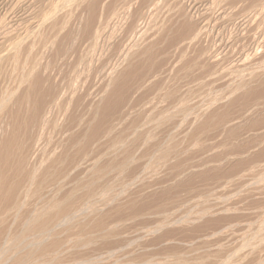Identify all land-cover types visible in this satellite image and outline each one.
Returning a JSON list of instances; mask_svg holds the SVG:
<instances>
[{
	"label": "rangeland",
	"instance_id": "1",
	"mask_svg": "<svg viewBox=\"0 0 264 264\" xmlns=\"http://www.w3.org/2000/svg\"><path fill=\"white\" fill-rule=\"evenodd\" d=\"M34 0H0V20L2 19V21H0V25L2 26L3 25V28L2 27H0V40L3 42V44L0 42V47H1V44H2V46H5V44L4 43H6V42H8V44H6V46L5 47H1L2 48V50H1V48H0V53H2L4 56H1L2 54H0V71L2 70H4L5 72H3L2 73V71L0 72V89L1 90H3V89H12V88H14L13 86H15L16 84H18V80H19V78H20V74L21 73H19L20 71H21V67L23 66V62H24V65L25 66H30V64H32L33 62H34V64H36V65H34V67H36L35 69H37V72H38V74H37V72L35 71V73H36V75H38L39 77V81L41 80L40 79V76H41V78H42V80H43V78L45 79V80H43L42 81V84H41V81L39 82L40 84H41V88L45 85L46 87L47 86H49V84H50V82L52 83V85L53 86H66V84L69 82V77H71L70 76V72H73V77H71L72 79L73 78H76V76H77V78L76 79H73L72 80V84H76V88H77V92H78V90H79V92L78 93H76V90H73V88L75 89V86H73L72 85V87H71V89L74 91V95L75 96H77V94L79 95V100H78V98L77 97H75L74 96V98H77V99H73L72 100V102L74 103H70V104H73V106L72 107H69L70 106V104H69V106L67 105V109H69V110H67L66 109V107L64 106V107H62L63 109H59L58 110V108H55V109H53L54 111L53 112H55V113H59V114H61L62 116H61V118H60V115L58 114H56L58 117H59V119L57 118V116L55 115V113H53V115H55V119L56 120H58V121H56L57 123H56V125H57V128H59V129H61V128H64V129H61L59 132H58V130L59 129H57L56 128V130L57 131H51V132H48V130H46L45 131V137H48V139H46L45 140V137H44V140L45 141H47V140H49L50 139V141H51V144H52V142H53V144H54V142H57L58 140L59 141H64V140H66L69 136H73L74 134L77 136V138H80L81 140H82V138H84V139H86L84 136L87 134V136L86 137H89L91 134H93L92 133V131L94 130V128H95V130L93 131V132H95L96 130H100L101 132L102 131H104V129L105 130H110V132L108 133V135H107V137H108V139H106V140H108V142H106V140L104 139V140H102V142L100 143V145L102 144H104V142H105V144L103 145L104 147H106V146H110L109 144L110 143H112L113 141H116V140H123V139H125V138H127L128 140H129V138H130V136H129V133L131 132V130H132V128H133V125H135V122L134 121H136V124L138 125V126H141L142 125V123H143V121H145L144 119L145 118H147V117H145V116H149L148 115V113L150 114V109L151 108H148V106L149 107H151V105L149 104V103H151L152 104V102H149L150 101V99H152L151 101H153L154 100V102H155V104L153 103L152 105H156V107L158 108H156L157 110H155V111H153L154 112V114L155 113H157V114H155V117H156V119H159L160 118V113H162L163 111H168L169 110V112L170 113H174V115L177 117V118H179V120H180V122L178 121V119L174 116V119H170V120H168V121H166L165 123H163L162 124V126H161V124L159 125V126H157V127H149L150 125H152V123H150L148 126H146L145 127V129H143V130H145V132H143L142 134L143 135H137V141L136 142H133L134 144H136V147L137 148H135L134 147V144L132 143V145H130L131 144V142H130V140L128 141L127 140V145L130 147H128V149H129V151L131 152H129L128 151V149H126V153H128L129 152V155L130 156H132V155H134L135 156V154H136V157L134 158V156H133V158L134 159H136L135 160V162L133 161L132 163H136V162H138V163H136L135 165L134 164H132V163H130V164H132V165H130V164H128L129 165V169L127 170V168H128V165H125V171H124V166H122L123 165V162H122V160H121V162H120V160L119 159H121L124 155H122V154H118V156L116 155L115 156V158H111V157H113V156H111V157H109V158H107V161H106V159L105 160H103V161H101L100 163H99V166H103V167H106V169H108V170H106V171H109V172H111V174L109 173V172H106L107 174H108V176L109 177H111V178H106V176L105 177H103V176H99L101 173H99V175H98V173H96L97 174V176L96 177H98L99 178V181H97V183H103V184H101L102 186H103V189H102V186H100V184H98V186H97V184H94V185H96V186H93L92 187V189H94V190H97V191H95V192H97V197L96 198H99V199H101L100 197H98V193L100 192V190H104V188H105V193H106V196H107V198H105L104 197V200H107L108 199V201L109 200H111L112 198H113V195H115L114 197H117V198H115L113 201H115V202H117V200H119V198L120 197H122V198H120V200L117 202V203H115L114 205H111V204H113L114 202L113 201H110V203L109 202H107V203H109V206L108 205H105V207L103 206V205H100L101 203V201L102 200H99L98 199V201H97V199L94 197V195L93 194H95V196H96V193L94 192V190L93 191H91V199H93V201L92 200H86V199H88V198H86V196H85V194H86V191H82V192H84V193H82V196H81V198H79L80 197V195H81V190L79 191V190H75L73 193L75 194L76 192H77V195L79 194V196H77L76 194H75V196L77 197H75L76 199H74V197H73V199L75 200L74 201V203L75 204H77V206H78V200L80 199V200H82L83 202H85V203H90L91 202V205H96V201H97V203H99L98 205L99 206H101V207H98V205H96L97 207H98V210L96 211L97 213H94L95 215H98V214H101L102 213V211L100 210V209H104V214H108L107 216L109 217V214H111L110 215V217L111 218H113L112 217V215L114 214L115 215V213L117 212L118 214H119V216L120 217H122V215H123V219L125 220L126 219V222H127V224H126V222L125 221H123V222H125L123 225V227L124 228H122V236L120 235V240H121V242H120V244L117 246L116 245V247H114L113 246V250L111 249H102L103 250V252L102 251H96L97 250V248H94L95 250H93V249H90V250H93L95 253L93 254V251H92V256L93 257H95L94 255H96V257L97 256H101L102 258H94V264H130V259L132 258V259H134L135 258V255H137V253L139 252V250H140V240H139V238H137L138 236H139V234L137 233L140 229L142 230H144V228L146 227V226H149V227H151V225H152V223H153V225L152 226H154L155 224V222H156V220H158V221H160V219L162 220V219H167V217L168 218H171L172 216V218L171 219H168V220H177V221H175V222H173V220L171 221V224H170V229H171V227H174L173 228V230L175 231L176 230V228H177V230H176V232L178 231V235H179V230H181V229H183V231L181 232L182 234H185V233H183V232H186V229L185 228H188L189 229V231H190V229L192 228V229H194V227L196 226V224H198V227H204V225H207L208 224V226H205L204 228L202 227V230L203 231H205V233L207 232V230H208V232H210L209 231V229L210 228H212V229H214V230H216V232H218L219 233V236H218V242H219V244H220V252H219V256L220 255H224V257H225V255H226V253H227V255L228 254H231L232 256H234V263L236 264V263H242V259L241 258H243V256H244V254H242V253H245V256L247 255L248 257H249V255H250V259L248 260V258H247V256L245 257V259L243 260L244 261V263L243 264H264V245H262V244H264V240L262 241V240H258L257 241V239L254 237L255 236V234L254 233H258V232H260V230L258 229V228H260V226H261V223H263V221H264V215H263V213H264V188H263V184H264V177H261L260 175L262 174V173H260L261 171H263L264 172V159H262V157L260 158V157H258L259 155H261V153H263L264 151V136H261V135H263V132L264 131H262V129H264V81H262V79H264V74L263 75H260L258 78H257V80H255V81H253L249 86L250 87H247L246 89H241V90H239L238 92H236L229 100H221L220 102H219V106L217 107V105H215L216 107H214L215 108V112H214V108L212 107L211 109H212V111H213V113L212 112H210L211 111V109L208 111V112H206L205 114L206 115H204V120H201V124H200V126L201 127H199V125L196 127L195 126V128L196 129H194V127H191V128H189V127H187V128H189V129H186V131H185V124H183V122H181L182 120H183V118L185 119V117H186V119L188 120V121H192L193 120V118L195 117L194 115H196V113L198 112H201L202 110L204 111L209 105H210V103L211 102H213L214 101V99L215 98H217V97H220L222 94H226L225 92H227L228 91V89H230L231 88V86H233L235 83H236V80H237V78H238V80L240 79V78H243V77H245V75H248V76H246L245 77V79L248 77H250V75L253 73V72H255V73H263V71H264V67H261V66H264V43H263V41H264V25H263V27H262V24H264L263 23V21L264 20H261L262 18H264V15L262 16V14H264V12L262 13L261 11H264V7L262 8V10H261V6L262 5H264V4H262V5H260V7H258L257 6V8L256 7H252V6H249L250 4H249V0H248V4H247V0H242V1H236V0H232V1H230V0H226V2H224L225 0H219V1H217V0H177V3H176V0H175V2H174V0L172 1V0H170V2L172 1V3L170 4V2L169 3H167L169 0H166V2H165V4H164V6H162L161 7V5H162V3L160 2V1H162V0H156V1H159V2H155V0H153L154 1V3H157V5H159L158 6V8H157V5L155 4L154 6H152L154 3H152L151 5H150V0H146L147 2H145V0H139V2H140V7H138L137 8V6H139V3H137V1L138 0H135V2H134V4H135V7H134V4H133V7H132V5H130L131 4V1L133 2V0H130V4L128 5V1L129 0H122L123 1V4H122V2H121V0H119L120 2H121V5H122V7H123V5H125L123 8H126L128 11H126V10H123V8H120L121 6L118 4V3H120L118 0H117V2L115 3L114 2V0L112 1V0H110V1H112L113 3L112 4H114V5H112V7H113V11L114 12H116L117 13V15H116V19L114 18V21H113V18L111 19L112 20V22L109 20V23L107 24V25H105L107 22H108V20H104L105 18H106V16H107V12H108V10H109V8L111 9L112 7L111 6H109L110 5V3L111 2H109L108 0V2H109V5H108V2L106 1V0H100L98 3H96L95 5H94V7H93V10H89V7H88V5L86 4V3H81V4H83V6L81 7L80 5V8H79V6H78V4H77V6H75V7H77V8H79L78 9V11H77V9L76 10H74V11H72V9H74V5H72V6H65V8L63 7V8H61V6L58 8V10L56 11V17H58L57 18V22H58V26L60 27V29H59V31L61 32V33H58V32H56L55 33V35H58V41H57V38L56 37H54L55 35H53L52 34V30L49 28V26L48 25H44L43 27H44V29H43V27H42V29H41V27L40 26H38V23H39V21L41 20V18H42V14L43 13H46V12H48V10L49 9H51L50 7H52L53 6V4L54 5H58L60 2H61V0H45V2H43L42 0H35L36 2H33ZM103 1V2H102ZM116 1V0H115ZM153 1H151V2H153ZM185 1V2H184ZM199 1V2H198ZM245 1V2H244ZM46 2H48V3H46ZM49 2H50V4H49ZM53 2V3H52ZM101 2H102V4H101ZM106 2V3H105ZM125 2H127V3H125ZM141 2H142V4H141ZM182 2V3H181ZM198 2V3H197ZM210 2V3H209ZM212 2V3H211ZM216 2V3H215ZM219 2H221V3H219ZM35 3V4H34ZM37 3V4H36ZM42 3V4H41ZM105 3V4H104ZM138 5H137V4ZM146 3V4H145ZM159 3V4H158ZM166 3H167V5L168 4H170V7H171V5H172V9L171 8H169L168 6L166 7ZM176 3V4H175ZM179 3H181V4H179ZM183 3H184V5H183ZM195 3H197V4H195ZM201 3V4H200ZM208 3H209V6H206V5H208ZM214 3H215V5H214ZM217 3H218V5H217ZM223 3V4H222ZM226 3H228L227 5H226ZM244 3H246L249 7H248V9L246 8V9H242V8H245V7H247ZM34 4V5H33ZM41 4V5H40ZM49 4L50 6L48 7L47 5ZM86 4V5H85ZM116 4H117V10H115L116 9V7H114V6H116ZM178 4V5H177ZM202 4H203V6L205 7V9H204V7L202 6ZM204 4H206V5H204ZM219 4H221V6L219 7ZM38 5V6H37ZM44 5L45 6H47V8L46 7H44ZM101 5H102V7L103 8H101ZM127 5H128V7H127ZM137 5V6H136ZM145 5V7H146V5H147V9H146V11H145V8H143V6ZM150 5V7H148ZM179 5H181V6H179ZM198 5V6H197ZM212 5H214V7L212 6ZM224 5V6H223ZM12 6V7H11ZM39 6H41V8H39ZM119 6V7H118ZM142 6V7H141ZM152 6V7H151ZM174 6H178V7H181L180 9H182V11L183 12H185V13H183L182 11V14H184V15H181V16H183V17H181L180 16V13H179V8H176V11H172V10H174ZM210 6H212V7H210ZM217 6V7H216ZM244 6V7H243ZM9 7V8H8ZM33 7V8H32ZM35 7V8H34ZM36 7H38L37 9H39L38 11L40 12V13H42V14H40L38 11H36L37 9H36ZM73 7V8H72ZM97 7H99V8H97ZM153 7H155V10H153L154 8ZM196 7H197V9H196ZM18 8V9H17ZM42 8H44V10H45V12H44V10H41ZM61 8V11L59 12V9ZM70 8H72V9H70ZM96 8V9H95ZM130 8H132L131 10H129ZM142 8V9H141ZM151 10H150V9ZM164 9V11H163V9ZM165 8L167 9V11H165ZM193 8V9H192ZM195 8V9H194ZM210 8V9H209ZM214 10V11H212V9ZM215 8V9H214ZM219 8V9H218ZM249 8H251L250 10H249ZM252 8H253V10H252ZM258 8H260V9H258ZM36 9V10H35ZM84 10V11H82L83 13H85L86 12V10H87V14L85 13V16H84V14L81 12V10ZM102 9V11H103V13H101L100 12V10ZM118 9H120V11L118 10ZM121 9H122V11H121ZM140 9H141V11H140ZM144 9V10H143ZM157 9H159L158 11H160V12H158L157 11ZM178 9V10H177ZM192 9V10H191ZM222 9V10H221ZM257 9H258V12H257ZM95 10H97L96 12H95ZM98 10H99V12H98ZM135 10V11H134ZM140 12H139V11ZM153 10V11H152ZM197 10V11H196ZM209 10V11H208ZM218 10V11H217ZM221 10V11H220ZM246 10V11H245ZM252 10V11H251ZM67 11V12H66ZM130 11H131V13L133 12V13H136V15L135 14H133L134 16H136V17H134L131 13H130ZM138 11V12H137ZM155 11V12H154ZM172 11V13H170ZM64 12V13H63ZM78 12H79V14H78ZM81 12V13H80ZM149 12V13H148ZM151 12H153V13H151ZM158 12V13H157ZM176 14H175V13ZM207 12H209V14L207 13ZM211 12V13H210ZM252 12V13H251ZM4 13H6V14H4ZM39 14V15H36V14ZM60 13H62V14H60ZM74 13H75V15H74ZM91 13L95 16L94 18L95 19H97L98 17L100 18V20L99 19H97V21L93 18V21H92V23H90L91 24V26H89L90 27V29H96V28H99V25H97V24H100V22H101V20L103 21L104 20V22H102L101 24V26H100V30L102 31V34H101V37L102 38H105V39H102V38H100L99 39V37L97 36V38L100 40H98L97 38H95V40H98V42L96 41L95 42V40L88 34V32L90 31L89 30V28L87 27V29H88V32H87V29H86V26L88 25V23L91 21L90 19H89V17H91ZM131 15V16H129V14ZM142 13H147L149 16H150V18L148 17V15L146 14H144L143 16V18L144 19H146V25H145V23H144V21H141V23L142 24H144L143 26H140V25H142V24H140V21H139V17L141 16V18H140V20H143V18H142V14L140 15V14ZM151 13V14H150ZM160 13V14H159ZM177 13H179V14H177ZM223 13V14H222ZM258 13L260 14V17H258V20H260V21H257V16H259L258 15ZM262 13V14H261ZM33 14V15H32ZM67 14H68V16H67ZM78 14V15H77ZM82 14V16L80 17L79 15H81ZM98 14V15H97ZM140 16H139V15ZM159 14V15H158ZM163 16H162V15ZM168 14H172V15H174V16H176V21H175V19H174V17H173V22L174 23H176V22H178V24L176 23V24H174L171 20H172V17L170 16V15H168ZM221 14V15H220ZM245 14V15H244ZM257 14V15H256ZM31 17V19H30V17ZM34 15H36L37 16V20H34V19H36V16L34 17ZM90 15V16H89ZM98 17H97V16ZM100 15H102V17L100 16ZM153 16V18H152V16ZM154 15H156L155 17H158L157 19L154 17ZM158 15V16H157ZM160 15L162 16V20H161V17H160ZM33 16V17H32ZM74 16H77L78 18L76 19V18H74ZM86 17L87 16V18H84V17ZM168 16H169V18H168ZM185 16V17H184ZM197 16V17H196ZM220 16V17H219ZM227 16H229V17H232L233 19H230L229 17H227ZM41 17V18H40ZM103 17H105V18H103ZM134 17V18H133ZM171 17V18H170ZM177 17H180V18H177ZM192 17V18H191ZM226 18L227 17V19H223V20H221V18ZM249 17H251L250 19H248ZM262 17V18H261ZM61 18V19H60ZM62 18H64V19H62ZM80 18H83V19H85V20H83V19H80ZM102 18V19H101ZM156 19V20H152V19ZM184 18L185 20V22H187V24L188 25H191L193 28L195 27V29L197 30V29H199V32H200V36L203 34V33H205L206 32V34H203L202 35V37H200V40L203 42V40L205 41L204 43V47H202L203 46V43L200 41V40H198V42H196V43H192L194 46H195V48L193 49V50H191L190 51V48L192 49L194 46H192L191 47V45L192 44H190L189 46H188V48H186L187 50V53L185 52V53H183L182 52V56H183V54H185L186 56H187V60H186V56L184 57V61L182 60L181 62H183V63H190L189 61H192V60H194V58L193 57H196L197 56V53L199 54L200 52H202V54H205L206 55V57H204L203 55H198V58H201L200 60L201 61H199V59H198V61H199V63H201L202 61L205 63L204 65H202L203 63H201V64H198V65H200V66H198L197 68H200V69H197L196 67H193V65L192 66H190V68H188V70H185V73H186V71H188L187 73L189 74L190 72H189V69H190V71H191V74H189V75H187V73H186V75L184 74V72H182L181 71V68H179V66L182 64H180L179 66H178V61L180 60V58L182 57V56H180L181 55V52H179L180 51V49L179 48H177L179 45H173V41H176L175 39L176 38H178L179 37V35H180V29H181V27L180 26H182V23H183V25H187V24H185L184 22H183V20L182 19ZM203 18H205V19H203ZM229 18V19H228ZM256 18V19H255ZM26 19V20H25ZM27 19H29V20H27ZM33 19V20H32ZM58 19H59V21H58ZM87 19V20H86ZM123 20V22H122V20ZM127 19V20H126ZM138 19V20H137ZM152 20V22H150L151 20ZM179 19H181L180 20V22H179ZM196 21H195V20ZM200 19V20H199ZM216 19V20H215ZM247 19H248V21H247ZM253 19H254V21H255V23H254V21H253ZM9 20H11V21H9ZM60 20H62V21H64L65 20V22L66 23H62V21H60ZM77 20H78V22H77ZM83 22H82V21ZM117 20V21H116ZM119 20H121V21H119ZM125 20V21H124ZM133 20H135V24L134 25H136V28H135V26L132 24V23H134V21ZM168 20H169V22H168ZM191 20H193V21H191ZM198 20V21H197ZM203 20V21H202ZM229 22H228V21ZM238 20V21H237ZM28 21H29V23H30V21H34V23H28ZM37 22V24H36V22ZM84 21H87V22H84ZM100 21V22H99ZM149 21V22H148ZM155 21V22H154ZM157 21H162L161 23H158ZM170 21H171V24H170ZM200 21V22H199ZM223 21H225V22H223ZM245 22V23H243V22ZM250 21H252V23L254 24H252ZM2 22V23H1ZM61 24H60V23ZM81 22L83 23V25H81ZM94 22H95V24H94ZM97 22V23H96ZM99 22V23H98ZM114 22V23H113ZM116 22H119V23H116ZM138 22V23H137ZM148 22V23H147ZM193 22V23H192ZM239 22H241L242 24H240ZM258 22V23H257ZM259 22H260V24H259ZM73 23V25L74 26H72L71 24ZM85 23V24H84ZM105 23V24H104ZM150 23L151 24H155V25H153L154 26V28L155 27H162L163 28V26L165 27V25H166V27H165V30L164 31H166L167 33H165L164 34V37H163V35H161V33H160V35L162 36V38L160 37V36H158V38L156 37V39H154V40H152L151 38H148V35L150 34L151 36H152V34H154L155 33V31L158 33V27L157 28H155V30H153L152 31V29H154V28H152L151 26H149L150 25ZM156 23H158V25L156 24ZM165 23V24H164ZM176 26V28H177V30L175 31V26H173V24ZM195 23H198L197 25L195 24ZM215 23V24H214ZM223 23H225V24H223ZM239 23V24H238ZM253 25L252 27L250 26L251 24ZM11 24V25H10ZM17 24V25H16ZM27 24H29V25H27ZM65 24H68L67 25V27H66V25L64 26ZM75 24H76V26H75ZM109 24L110 25H112V26H109ZM115 24V26H113ZM118 24V25H117ZM124 24V25H123ZM127 24V25H126ZM131 24H132V26H131ZM147 24H149V25H147ZM162 24V25H161ZM205 24V25H204ZM255 24H257V25H255ZM21 25V26H20ZM34 25H37L36 27L34 26ZM78 25V26H77ZM137 25H139L140 27H138ZM160 25V26H159ZM170 25L173 27H171L170 29H169V27H170ZM194 25V26H193ZM198 26L197 28H196V26ZM204 25V26H203ZM206 25H207V27H206ZM230 25V26H229ZM236 25V26H235ZM238 25V26H237ZM241 25V26H240ZM245 25H247V26H245ZM30 26V27H29ZM34 26V27H33ZM69 26V27H68ZM104 26H106L108 29H106V27L104 28ZM147 26V27H146ZM240 26V27H239ZM246 28H245V27ZM4 27H5V29H6V31H5V29H4ZM23 27V29H24V32H22L23 30L21 29ZM38 27V28H37ZM66 27V28H65ZM84 27H85V30H84ZM112 29H111V28ZM113 27H115V29L113 28ZM131 27V28H130ZM142 27H143V29H142ZM147 28V31L146 32H148V33H146L145 32V30L144 29H146ZM151 27V28H150ZM202 27H205L207 30H203V32L202 31H200V30H202L203 28ZM245 28V29H247V30H243L242 28ZM254 27H256V28H254ZM261 27V28H260ZM19 28V29H18ZM31 28V29H30ZM67 30H65V29ZM71 28V29H70ZM103 28H104V30H103ZM117 28V29H116ZM130 28V29H129ZM175 28V29H174ZM218 28V29H217ZM237 28H239L238 30H237ZM253 32V36L255 35V30H258L259 29V31H257V33H258V35H257V33H256V35L254 36V39H253V37H252V35L251 34H249V29ZM1 29L4 31V33L1 31ZM16 29H18L17 31H18V35H16L17 34V32H16ZM28 29V30H27ZM29 29L31 30V32H32V34L34 35L36 32V36H33L32 37V35H31V32H29ZM33 29V30H32ZM36 29H39V31H37ZM48 29V30H47ZM68 29H69V31H68ZM74 29V30H73ZM114 29V30H113ZM123 29V30H122ZM135 29V30H134ZM138 29H142V30H144V33H146V34H148L147 35V37H146V43L148 44V51H147V55H146V57H145V55L142 57V54H141V52L140 51H138V54H137V45L139 44V46L140 47H142L141 48V51H142V49H143V47H145V43L144 42H142V40H141V42H142V45L140 44L141 42H140V40H138V36H137V30ZM150 29H151V31H150ZM164 29V28H163ZM179 29V30H178ZM254 29V30H253ZM263 29V30H262ZM12 30H14V32L12 31ZM27 30V31H26ZM42 30H43V32H42ZM48 32H47V31ZM107 31V32H103V31ZM111 30H112V32H111ZM132 30V31H131ZM168 30H169V33H168ZM174 30V31H173ZM8 31H11V33L13 34L12 36H10V32H8ZM21 31V32H20ZM74 31H76V32H78L79 31V33H75ZM82 31L83 32H85V33H82ZM93 31V30H92ZM129 31V32H128ZM172 31V32H171ZM209 31V32H208ZM240 31H242V33L244 34V35H241L242 33H240ZM244 31V32H243ZM2 32V33H1ZM6 32V33H5ZM25 32H27V33H25ZM41 32V33H40ZM50 32V33H49ZM87 32V33H86ZM135 33V34H133V33ZM150 32V33H149ZM153 32V33H152ZM161 32H163V31H161ZM174 32H176V33H178V34H176V33H174ZM208 32V33H207ZM212 32V33H211ZM234 32V33H233ZM247 32V33H246ZM262 32V33H261ZM16 33V34H15ZM25 33V37L23 36L22 38L20 37V36H22L23 34ZM30 35H29V34ZM71 33H73V34H71ZM106 33H108V34H106ZM164 33V32H163ZM162 33V34H163ZM172 33V34H171ZM223 33V34H222ZM240 33V34H239ZM251 33V32H250ZM261 33V34H260ZM5 34H7V35H5ZM9 34V35H8ZM20 34V35H19ZM27 34H28V36H27ZM40 35V36H38L37 37V35ZM42 34V35H41ZM43 34H45L44 35V37L46 36V38H48V37H51V38H55L56 39V44L55 45H48V44H46L47 42H45V43H43L44 42V38H43ZM60 34H62V37H61V35ZM85 34V35H84ZM86 34H88V35H86ZM91 34V33H90ZM103 34H104V36H103ZM170 34V35H169ZM178 36V37H176L175 39H173L176 35ZM209 34V35H208ZM237 34V36H235ZM239 34V35H238ZM247 34V35H246ZM3 35V36H2ZM75 36V39H74V36ZM119 35V36H118ZM130 35H131V37H132V39H128L127 37H129L130 38ZM168 36V38H167V36ZM172 35H173V37H172ZM207 35V36H206ZM216 35V36H215ZM220 35V36H219ZM232 35V36H231ZM250 36V39H252V40H250L249 39V36ZM263 35V36H262ZM6 36V37H5ZM9 36V37H8ZM14 36H16L15 38H14ZM18 36V37H17ZM32 37V38H30V37ZM88 38V40H87V38ZM100 36V35H99ZM111 36V37H110ZM136 38H134V37ZM210 36V37H209ZM234 36V37H233ZM243 38H242V37ZM244 36H247V37H244ZM261 36L263 37V38H261ZM2 37H5V38H2ZM12 38V39H8V40H5L6 38ZM27 37H29V38H27ZM72 37V38H71ZM106 37H109V39H107ZM205 37V38H204ZM213 37V38H212ZM240 37V39H238ZM256 37V38H255ZM14 38V39H13ZM17 38V40L20 42H22V39H23V42L21 43V46H22V50H20V48H19V51H24V53H27L26 55H24V59L22 58L23 56V52L21 53V52H19L18 50H16V51H14L13 53L15 54L16 53V57L17 58H20V59H17V61L19 60V64L21 65L20 66V68H19V70H15V68H18V66L16 67V65H19L18 64V62H15V59H13L12 57H6V55H11L12 54V49H11V47H10V45L12 46V44L13 43H16V42H18L17 40H15ZM38 38H40V39H38ZM45 38V39H46ZM60 38H63V40H61L60 41ZM70 38H71V40H70ZM140 38V37H139ZM159 38H160V42H159ZM207 38H209V39H207ZM234 39V41H233V39ZM236 38L238 39V41L236 40ZM260 38L261 39H263V40H260ZM2 39H4V40H2ZM25 39H27V41L25 40ZM29 39V40H28ZM36 39H38V40H40L41 42H39L40 44H41V46H40V44L38 43V40H36ZM76 39L79 41V42H77L76 41ZM94 40V42L92 41V40ZM161 39H163V40H161ZM168 39V40H167ZM170 39H173L172 41H170ZM246 39V40H245ZM247 39H249V40H247ZM25 40V41H24ZM33 40H35V41H33ZM73 40L74 41H76V44L73 42ZM105 40V42H103ZM127 40H128V42L131 40H133L132 42L130 41L129 42V44H128V42H127ZM138 40V41H137ZM178 40V39H177ZM206 40H207V42H206ZM246 41H248V42H246V44H244ZM256 40V41H255ZM258 40V41H257ZM12 43H10V42ZM13 41V42H12ZM16 41V42H15ZM31 41V42H30ZM62 41L64 42V43H62ZM87 41V42H86ZM112 41V42H111ZM144 41V40H143ZM155 41H158V42H155ZM170 41V42H169ZM200 41V42H199ZM224 41V42H223ZM227 41V42H226ZM229 41V42H228ZM235 41H236V43L237 44H234L235 43ZM260 41V42H259ZM261 41H262V43H261ZM38 43V45H37V43ZM84 42V43H83ZM93 42V43H92ZM103 43V44H100V43ZM122 42H123V44H122ZM172 42V43H171ZM222 42V43H221ZM259 43V46H262V47H258V43ZM10 43V44H9ZM33 43H36L35 45L33 44ZM66 43V44H65ZM72 43H74V44H72ZM80 44V45H78V44ZM88 43V44H87ZM92 43V44H91ZM98 44V47H97V45H95V44ZM130 43H132L133 45H131ZM144 43V44H143ZM172 44V46H170V48H169V44ZM199 43V44H198ZM202 43V44H201ZM208 45H207V44ZM239 43V44H238ZM241 43H243V45L241 44ZM261 43V44H260ZM25 44L27 45L26 47H25ZM46 44V45H45ZM62 44H64L66 47L64 48L65 49V51H66V49L67 48H70V49H67V50H69V51H71L72 53H70V52H68V51H66L67 52V54H66V52L63 50V51H57L56 49H55V52H54V48H57V49H63L62 48V46L64 47V45H62ZM126 44L128 45L127 47H126V49H125V51L127 50H131V52L133 53V52H136V54L135 55H133V57L130 59V60H128L129 62H124V63H126V64H123V65H125L126 67L127 66H129V70H128V67L126 68L125 66H123V71H122V69H120L121 68V66H122V64H121V62H120V64H118L119 63V61H121V59H122V56L127 52H125V51H123L124 50V48H125V46H126ZM170 44V45H171ZM197 44H198V47H199V49H200V51H199V49L197 50ZM202 46H201V45ZM229 44V45H228ZM231 44V45H230ZM251 44V45H250ZM256 44H257V46H256ZM7 45L9 46L8 48H7ZM31 45V47H29ZM45 45V48L43 47ZM57 45V47H55ZM60 45H62L61 46V48H60ZM69 45V46H68ZM78 45V46H77ZM101 45V47H99ZM120 45H122L121 46V48H122V50L120 49ZM125 45V46H124ZM207 45V49L205 48V46ZM213 45L214 46H216V47H214V49H216V50H214L213 49ZM236 46L235 48L237 49L239 46H241V48L239 47L238 48V51L237 52H234V50L236 51V49L234 48V46ZM248 45H249V47H248ZM253 45V46H252ZM46 46H50V48L49 47H46ZM58 46H59V48H58ZM82 48H81V47ZM124 46V47H123ZM130 46H131V48H130ZM243 46V47H242ZM248 47V48H246V47ZM28 47V48H27ZM36 47V48H35ZM42 47V48H41ZM76 47V49H77V51H76V49H74ZM78 47H80V48H78ZM134 47V48H133ZM197 47V48H196ZM209 47V48H208ZM210 47L214 50H210ZM219 47V48H218ZM228 47H229V49H228ZM255 47H257V51H256V49H255ZM7 48V50H5V51H7V52H5V51H3L4 49H6ZM10 48V49H9ZM27 48L28 50H29V52H27V49L25 50V49ZM31 48V49H30ZM35 50H34V49ZM52 48V51L50 50ZM98 48V49H97ZM101 48H103V50L101 51ZM129 48V49H128ZM132 48H133V50H132ZM205 50H204V49ZM244 48V49H243ZM250 48H251V50H250ZM253 48V49H252ZM262 48V53L263 54H261V49ZM49 49V50H48ZM73 49V50H72ZM83 51H82V50ZM100 49V50H99ZM172 49V50H171ZM198 51H196V50ZM221 50V51H223V52H219L218 50ZM231 49V50H230ZM247 49V50H246ZM9 50V51H8ZM11 50V51H10ZM32 50H34V51H32ZM38 50V51H37ZM87 51V52H85V51ZM90 50V51H89ZM96 50V51H95ZM174 50V51H173ZM175 50H177L176 52H175ZM201 50H203V51H201ZM226 50H228L227 51V53L225 52ZM18 51V52H17ZM40 51V53L41 52H43V54H41L42 56H43V58H42V56L40 55V53H38ZM73 51H74V53H73ZM75 51H76V53H75ZM81 53V51H82V53L83 52H85V54H86V56L87 57H85V54L83 55L82 53L80 54L79 52ZM102 52V53H99V52ZM121 52V54L122 55H120V59H119V56H118V54ZM173 51V52H172ZM185 51V50H184ZM207 51V52H206ZM246 51V52H245ZM247 51H248V53H247ZM251 51V52H250ZM31 52H33V54H34V56H33V54L31 53ZM37 52V53H36ZM49 52V53H48ZM60 53V56H59V53ZM63 52V53H62ZM115 52H117V53H115ZM124 54H123V53ZM179 52V53H178ZM188 52H194V53H196V54H192L191 53V55H188V54H190V53H188ZM211 52V53H210ZM213 52V53H212ZM215 52H216V54H215ZM225 52V54H226V56H225V54L222 56V54ZM231 53L230 55H232L233 56V54H234V57L232 58V56H231V58H228L229 60H225V59H222L223 60V62H222V60H221V58H223V57H225L226 59H227V57H230V55L228 54V53ZM246 54V56L247 57H249V59H250V56H251V54L254 56H251V58L253 59H248L244 54ZM251 54H250V53ZM253 52H254V54H253ZM257 52H259L258 54H257ZM17 53H18V56H17ZM21 53V54H20ZM35 53L37 54V57H38V55H39V57H40V62H39V64H37V63H35V62H38V58L36 59V56H35ZM62 53V54H61ZM91 53V54H90ZM93 53V54H92ZM132 53H130V55L132 54ZM160 55H158V54ZM163 53V54H162ZM208 53L210 54V55H208ZM219 53V54H218ZM221 53V54H220ZM236 53V54H235ZM30 54V55H29ZM32 54V55H31ZM91 56H90V55ZM115 54H116V56H115ZM156 54H157V57H156ZM172 54V55H171ZM176 54V55H175ZM213 54V55H212ZM240 54V55H239ZM256 54H257V56L258 57H260V55H261V60H260V58H259V60H258V58L256 57ZM20 55V56H19ZM64 55H70L69 57L67 56H64V58H67V59H64L63 58V56ZM75 57H77V59H76V57L74 58L73 56ZM112 55V56H111ZM176 57H175V56ZM194 55V56H193ZM209 56V58H210V56L211 57H215L216 58V55H217V59H214V60H216V62L218 63V62H222L221 64L220 63H218V67L220 68H217V66H214V64L212 63L211 64V59H209L208 58V56ZM221 55V56H220ZM229 55V56H228ZM236 55V56H235ZM263 55V56H262ZM25 56H27V57H25ZM29 56H31L32 58L33 57H35V58H33V60H32V58L31 57H29ZM96 56V57H95ZM169 56V57H168ZM178 56H180V57H178ZM192 57L191 59H190V57ZM199 56H201V57H199ZM238 56V57H237ZM242 56H243V58H246V60L245 59H242ZM4 57H6V58H4ZM46 57V58H45ZM50 57V58H49ZM62 57V58H61ZM71 57H73L72 59L73 60H75L76 59V61L78 62V60H79V62H80V59L83 57V59L84 60H82V64H84V65H81V64H79V63H77L76 61H74L73 62V60L71 59ZM85 57V58H84ZM95 57V58H94ZM118 57V59H116ZM166 57H168V58H166ZM174 57V59H172V58ZM220 57V58H219ZM241 58L240 59V61H239V63L240 62H242L243 63V60H245L246 61V63H247V61H248V63H250L251 62V64H245V65H247V69L246 68H244V69H241L240 68V70L239 71H237V69H238V67H237V64H238V61L237 60H239L238 58ZM257 58L256 60L257 61H255L258 65L256 66V63L254 62V58ZM29 58V59H28ZM80 58V59H79ZM93 58V59H92ZM110 58H112V59H110ZM115 58V59H114ZM172 60H171V59ZM203 58H206V59H203ZM218 58H219V60H218ZM12 59V60H11ZM23 59V60H22ZM37 61H36V60ZM43 59H45V60H43ZM85 59H87V60H85ZM95 59V60H94ZM159 59H161V60H159ZM163 59V60H162ZM170 59V60H169ZM176 59V60H175ZM210 61H209V60ZM233 59V60H232ZM248 59V60H247ZM29 60V61H28ZM32 61V63H31V61ZM64 60V61H63ZM68 60H72V61H68ZM115 60V61H114ZM166 60V61H165ZM204 60H206V62L204 61ZM225 60V61H224ZM252 60V61H251ZM263 60V61H262ZM5 61V62H4ZM42 61H44V62H42ZM83 61H85V62H83ZM95 61V62H94ZM109 61H112V62H109ZM161 61V62H160ZM165 61V62H164ZM170 61V63H171V61H174V65H175V63H176V66H177V69H175V67L173 66V64L171 65L170 63H168ZM186 61V62H185ZM232 61H234V65L232 64ZM244 61V62H245ZM260 61V62H259ZM29 62H30V64H29ZM47 62V63H46ZM67 62H69V63H72V66H71V64H69V63H67ZM87 62V63H86ZM162 62H164V65H163V63ZM167 62V63H166ZM210 62V64H208ZM224 62L227 64L228 62H230L231 64H232V66L230 65V63H228L227 65L226 64H224ZM263 63L262 65L260 64V63ZM75 63V68H74V64ZM77 63V64H76ZM81 63V62H80ZM112 65H111V64ZM154 63H157V64H154ZM158 63L160 64V65H162V66H160V65H158ZM237 63V64H236ZM255 65H254V64ZM16 64V65H15ZM28 64V65H27ZM44 64H45V66H44ZM47 64H48V66L49 67H47ZM107 64H109L108 66L109 67H107ZM118 64V65H117ZM142 64H144V65H142ZM166 64H168L167 66H166ZM236 64V65H235ZM253 64V65H252ZM259 64H260V66H259ZM33 65V64H32ZM87 66V70H88V72L86 71V68L84 69V67H86ZM134 65V66H133ZM157 65L158 66H160V67H157ZM169 65H171L170 66V68H169ZM208 66V67H212L211 69L210 68H208L209 70H216V71H214V73L215 74H217V75H215V76H217L218 77V79H216L217 77H215L214 75H213V78H211L212 80V83H213V85L212 84H210L211 83V81H210V77H208V76H205L206 75V73H205V71H206V69L205 68H207V67H204V66ZM210 65V66H209ZM214 67H213V66ZM220 65V66H219ZM225 65L227 66V68L225 67ZM228 65H230L231 67H236V75H239L237 78H236V75H235V68L233 69V68H231V67H228ZM240 65H241V63H240ZM248 65H249V67H248ZM250 65H252V66H250ZM28 66V67H29ZM83 67V69L85 70H81L82 68H80V67ZM110 66H111V69H112V67H113V71L111 70V69H109L110 68ZM118 66V67H117ZM137 66H138V68H137ZM163 66H165V67H163ZM201 66H203L202 68H201ZM238 66H239V64H238ZM3 67V68H2ZM42 67V68H41ZM47 68V69H45V68ZM77 67H79V68H77ZM89 67V68H88ZM91 67V68H90ZM120 67V68H119ZM161 67H163L162 68V70L160 69ZM172 67V68H171ZM174 67V68H173ZM181 67H182V65H181ZM223 67H224V69L225 70H223ZM240 67V66H239ZM256 67H257V69H256ZM71 68L73 69H76V70H74L73 69V71L71 70ZM118 68V70H117V72L119 71V73H117L116 72V70H115V72H116V74L115 73H113V75L114 76H116L115 78L117 79V82H116V79L115 78H113L114 76L112 75V72H114V69H117ZM127 70H126V69ZM136 68V69H135ZM167 68H169V69H171V70H169V69H167ZM194 69V68H196V74H197V76L195 77V75H194V72L195 71H193L192 72V70L191 69ZM215 68V69H214ZM248 68H250L251 70H249ZM255 68V69H254ZM260 68H262V72L261 71H258V70H260ZM8 69H9V71H8ZM50 69L52 70V71H50ZM79 70V74H78V72H74V71H78ZM89 69H91L90 71L91 72H89ZM139 71H138V70ZM163 69H166V70H163ZM173 69V70H172ZM180 69V70H179ZM226 69H227V71L228 72H226ZM246 69V70H245ZM42 70H44V72H41L40 73V71ZM81 70V71H80ZM103 71L102 73H101V71ZM106 70V71H105ZM109 70H111L110 72L111 73H109ZM133 70H135V72L137 73V71H138V73H140V72H142V74L140 73V74H137L136 75V73L134 74V71ZM141 70V71H140ZM158 70V71H157ZM159 70H161L162 72H164V71H166V73L164 72V73H162V72H160L159 73ZM167 70H169L170 72H169V74L173 71V73H171L172 74V76H169V74L167 75V73H168V71ZM175 70L176 71H180L182 74V76L180 75V77H182L181 79H179L178 77V75L180 74L179 72H175ZM199 70H201V72H198L197 73V71H199ZM204 70V71H203ZM208 70V71H209ZM220 70V71H219ZM234 70V71H233ZM242 70V71H241ZM249 70V71H248ZM12 71V72H11ZM16 71H18V73L16 72ZM100 71V72H99ZM122 71V72H121ZM128 71H130V73L128 72ZM132 71V72H131ZM156 71H157V73H156ZM183 71H184V69H183ZM203 71V72H202ZM207 71V72H208ZM218 71V72H217ZM244 71H246V72H244ZM252 71V72H251ZM9 72H11L10 73V76L9 75H6L7 73ZM15 72V74H13ZM52 73V75H50L49 74V76H53L52 78L51 77H45V75L46 74H48V73ZM81 72V73H80ZM82 72H84V73H82ZM86 72H87V74H86ZM125 72H128V73H125ZM221 72V73H220ZM225 72V74H227V75H225V74H222V73H224ZM233 72V73H232ZM238 72H240V74L238 73ZM241 72H242V74H244V75H241ZM2 73V74H1ZM8 73V74H9ZM45 75H44V74ZM60 73V74H59ZM77 73V74H76ZM91 74V76H90V74ZM100 73H101V76H102V78H101V76L99 77L100 78V80L97 78L99 75H100ZM103 73H108L107 75L106 74H103ZM120 73H122L124 76H126L127 77V74L128 75H131V77H129L128 76V78H125L122 74V76H123V78H122V76L120 75ZM125 73V74H124ZM174 73H177V74H174ZM200 73H201V75H200ZM230 73V74H229ZM247 73V74H246ZM250 73V74H249ZM4 74H5V76L7 77H5L4 76ZM12 74V75H11ZM17 74V75H16ZM19 74V75H18ZM81 74V75H80ZM83 74V75H82ZM98 74V75H97ZM134 74V75H133ZM158 74H160V75H158ZM162 74V75H161ZM165 74H166V76H168V78L165 76ZM170 74V75H171ZM220 74H222L223 76H221ZM16 75V77L18 76V78H16V77H14ZM57 75H58V77H57ZM108 75H110V76H108ZM121 76V77H119V76ZM136 75V76H135ZM142 75V76H141ZM143 75H145V76H143ZM158 77H157V76ZM176 75H177V79L175 78L176 77ZM198 75H200L201 76V78H200V76H199V78H198ZM218 75H220V76H218ZM3 76V77H2ZM47 76V75H46ZM80 76V77H79ZM89 76H90V78H89ZM104 76V77H103ZM113 76V77H112ZM135 76V77H134ZM154 76V78H152ZM162 76H164L165 78H163ZM184 76H186V78H190V83H189V80L188 79H186L185 80V77ZM195 78H194V77ZM208 77V78H205V77ZM235 76V77H234ZM5 77V78H4ZM12 77H14V78H12ZM88 77V78H87ZM91 77H92V80H91ZM106 77H108L107 79H105ZM117 77H119V78H117ZM147 78L148 80H147V85H146V83H144V84H142L141 82L143 81H141L139 78ZM173 77H174V79H175V81H174V79H173ZM203 77V78H202ZM240 77V78H239ZM47 78V79H46ZM79 78H80V80H79ZM109 78H110V80H109ZM113 78V79H112ZM122 78V79H121ZM143 78V79H144ZM192 78V79H191ZM196 79V82H199V83H197V84H195L196 82H195V80L194 79ZM7 80V82H6V80ZM9 79V80H8ZM11 79H15V81L12 83V81L13 80H11ZM18 79V80H17ZM52 81H51V80ZM78 79V80H77ZM97 79H98V81H97ZM119 79V80H118ZM163 79V80H162ZM164 79H166L165 81H166V85H165V83H163L164 85H162L161 87H160V85L162 84V81L164 82ZM168 79V80H167ZM179 79V80H178ZM199 79H202V81L201 80H199ZM208 80V82L209 83H206L207 82V80ZM213 79H215V80H213ZM244 79V78H243ZM50 80V81H49ZM92 81V82H90V81ZM113 80V81H112ZM123 80V81H122ZM137 80H139V81H137ZM172 80V81H171ZM197 80H199V81H197ZM205 80V81H204ZM259 80V81H258ZM47 81V82H46ZM65 81V82H64ZM76 81H78V82H76ZM108 81H109V85H108ZM110 81H111V85H110ZM116 83H115V82ZM127 81V82H126ZM169 81H171V82H169ZM178 81V82H177ZM183 82V83H181V82ZM188 81V82H187ZM204 81V82H203ZM49 83V84H47L46 85V83ZM64 82V84H62ZM71 82V81H70ZM81 82H82V84H81ZM84 82V83H83ZM95 82V83H94ZM103 82V83H102ZM104 82H105V84H104ZM141 83V84H139V83ZM159 82L161 83V84H159ZM174 82H176V83H174ZM185 82H187L186 83V85H185ZM202 82H203V84L204 83H206V84H208V85H206V84H204V85H206V87H204L203 85H202ZM261 82V83H260ZM263 82V83H262ZM2 83H3V85H2ZM7 83V84H6ZM54 83V84H53ZM92 83V84H91ZM98 85H97V84ZM158 85H157V84ZM170 84V86H169V84ZM174 83V84H173ZM177 83H181L180 85L178 84V85H175V84H177ZM15 84V85H14ZM79 84V85H78ZM103 84V85H102ZM107 84V85H106ZM116 84V85H115ZM139 84V86L138 87H136L137 85ZM156 84V85H155ZM184 84V85H183ZM191 84V85H190ZM193 84H194V86H193ZM200 84V85H199ZM209 84H210V86H209ZM51 85V84H50ZM99 85H101L100 86V88H99ZM107 87H106V86ZM143 86V87H141V86ZM144 85H146L145 87H144ZM150 85V86H149ZM191 86V87H189V86ZM198 85V86H197ZM44 86V87H45ZM58 86V87H59ZM78 86V87H77ZM82 86V87H81ZM87 86V87H86ZM110 86V87H109ZM159 86V87H158ZM176 86V88H174ZM203 86V87H202ZM226 86V87H225ZM262 86V87H261ZM11 87V88H10ZM16 87V86H15ZM80 87V88H79ZM87 88V89H85V88ZM112 87V88H111ZM141 87V88H140ZM162 87H164V89L162 88ZM168 87H169V89H168ZM172 87V88H171ZM178 87V88H177ZM187 87V88H186ZM196 87V88H195ZM197 87H199L198 88V90L200 89V91H198V90H196L197 89ZM200 87H202V88H200ZM229 87V88H228ZM66 89H67V86L65 87ZM96 88V89H95ZM98 88V89H97ZM137 88H139V89H136ZM146 88V89H145ZM158 88H160V89H158ZM170 88H171V91H170ZM174 88V89H173ZM189 88V89H188ZM192 88V89H191ZM195 88V89H194ZM82 89V90H81ZM85 89V90H84ZM122 91H121V90ZM134 89L136 90V91H134ZM141 89H142V91H141ZM156 89H158L157 90V92H156ZM163 89V90H162ZM166 89V90H165ZM175 89H180L181 90V92L180 93H182L183 92V90L185 91V92H183L182 94H179L178 96H176L177 94H178V92L180 91V90H175ZM186 89V90H185ZM188 89V90H187ZM191 89V90H190ZM211 89V90H210ZM0 90V91H1ZM91 90V91H90ZM105 90V91H104ZM108 90V91H107ZM193 92V94H195L196 95V93H198V95L201 97V99L200 100H198L197 101V96L198 95H196V96H194V95H191V92ZM247 90V91H246ZM4 91V90H3ZM80 91H82V92H80ZM83 91H86V93L84 92V94H83ZM137 91H139V92H137ZM159 91H161L160 93H159ZM166 91V92H165ZM176 91V92H175ZM189 91V92H188ZM196 91V92H195ZM198 91V92H197ZM216 91V92H215ZM2 92V91H1ZM23 92L24 93H29V90L28 91H25V90H23ZM89 92H90V94H89ZM92 92H94V93H92ZM135 93V95H136V97H135V95H134V93ZM163 92V95L165 94V93H168V92H171V94L173 95L172 97H171V99H173V102H172V100H170V98L168 99V102L171 104V105H174V106H172V107H170L169 106V104H168V102H167V100H161V98H158V97H160L159 95H161V93ZM186 92H188V93H186ZM195 92V93H194ZM156 93V94H155ZM175 93H177V94H175ZM200 93V94H199ZM219 93V94H218ZM221 93V94H220ZM228 93V92H227ZM95 94V95H94ZM113 94H114V96H113ZM158 94V95H157ZM184 94H186V95H184ZM188 94H190L191 96H192V98H195V99H192V100H190V97L191 96H188ZM212 94V95H211ZM216 94V95H215ZM217 94L219 95V96H217ZM85 95V96H84ZM86 95H88V96H86ZM139 95H141V96H139ZM154 95H156V96H154ZM185 96V98H184V100H183V98H181V97H184ZM212 97H211V96ZM133 96H134V98H133ZM144 96H145V100H143L144 99ZM162 96V95H161ZM189 97V98H186V97ZM194 96V97H193ZM198 96V97H199ZM210 96V97H209ZM91 97H94V98H92L91 99ZM115 97V98H114ZM139 98V100H137L138 98ZM150 99H149V98ZM153 97V98H152ZM158 99H157V98ZM176 98V101L178 102H175V98ZM182 99V100H180V98ZM210 99H212V101L211 100H208V98ZM32 98V97H31ZM31 98H29V99H31ZM83 98H84V100H83ZM88 98H90V99H88ZM119 98H121V99H119ZM130 98H132L131 100H133V101H131L130 100ZM155 98V99H154ZM179 98V99H178ZM206 98V99H205ZM81 99V100H80ZM96 99V100H95ZM104 99V100H103ZM135 99V100H134ZM149 99V100H148ZM159 100V102L157 101V100ZM181 101L180 103H182V101H185L186 99V101H185V103H187V104H183L182 103V105L179 103V101ZM257 99V100H256ZM263 99V100H262ZM32 100V99H31ZM75 100H77V101H75ZM88 101L89 102V100H90V102L88 103V102H86V101ZM93 100H95V101H93ZM120 100V101H119ZM148 102H147V101ZM162 101V103H161V101ZM170 100V101H169ZM190 100V102H188ZM195 100V101H194ZM203 100V101H202ZM204 100H206V101H204ZM210 101V102H208V101ZM93 101V102H92ZM119 101V102H118ZM131 101V102H130ZM136 101H138V103H135ZM142 101V102H141ZM144 101V102H143ZM145 101H146V105H145ZM200 101H201V104H199L200 103ZM225 101H226V103H225ZM99 102H101V103H99ZM117 102H118V104H117ZM165 102H167V105H168V107L166 106V103ZM197 104H196V103ZM204 104H203V103ZM209 103L208 105H207V103ZM76 103V104H75ZM83 103H84V105H83ZM106 103H108V105L106 104ZM130 103H135V104H131V106L129 107V105H130ZM140 103V104H139ZM161 103V104H160ZM163 103H165V105L163 104ZM176 103H177V105H176ZM191 103V104H190ZM193 103V104H192ZM221 103L223 104V105H221ZM89 104H90V106H89ZM100 104V105H99ZM142 104H144V105H142ZM148 104V105H147ZM163 104V105H162ZM179 104L182 106V108H183V105H187V106H189V105H191V106H189V107H186V106H184L185 107V109H188V110H186V112H185V116H183L182 117V115H180L179 113H177L179 110L178 109H180L179 108ZM194 104H196L195 106H193ZM238 104V105H237ZM256 104V105H255ZM142 105V106H141ZM158 105H160V106H158ZM162 105V106H161ZM198 105H201V106H198ZM207 105V106H206ZM140 106V112H139V110H138V108L137 107H139ZM167 108H166V107ZM177 106V107H176ZM202 106H206V108H204V107H202ZM221 106V107H220ZM91 108V109H89V108ZM101 107V108H100ZM132 107V109H130ZM142 107H145V108H147V110L149 111H147V110H145L144 108H142ZM161 107V108H160ZM162 107H164V108H162ZM170 107V108H169ZM201 108V109H199V108ZM254 107V108H253ZM256 107V108H255ZM105 108V109H104ZM121 108V109H120ZM126 108V109H125ZM169 108V109H168ZM172 108V109H171ZM176 108H178V109H176ZM194 108H198V111H197V109H194ZM204 108V109H203ZM254 110H253V109ZM57 109V110H56ZM98 109V110H97ZM128 109V110H127ZM166 109H168V110H166ZM176 110V112H175V110ZM193 109V110H192ZM216 109H218V110H216ZM248 109V110H247ZM61 110H63L64 111V115H63V111H61ZM89 110V111H88ZM106 110V111H105ZM110 110V111H109ZM130 110L132 111V115H136V117H131L132 115H131V113H130ZM137 111L136 113H134V111ZM144 110V111H143ZM171 110H174V112L173 111H171ZM178 110V111H177ZM192 110V111H191ZM196 110V111H195ZM201 110V111H200ZM252 110V111H251ZM52 111V110H51ZM59 111V112H58ZM71 111V113H69ZM188 111H190V112H188ZM195 113H194V112ZM249 111H251V112H249ZM68 113V114H66V113ZM129 112V113H128ZM141 112H143L144 114H145V116H144V118L142 117V115H143V113H141ZM168 112V113H169ZM191 112H193V113H191ZM219 112V113H218ZM93 113V114H92ZM134 113V114H133ZM187 113H189V116H187L188 114ZM209 113V114H208ZM211 113V114H210ZM235 113V114H234ZM74 116H73V115ZM123 114V115H122ZM125 114L127 115H129L130 116V118H129V116L127 117V116H125ZM138 114L140 115V117H142L141 119H140V117L138 118ZM191 114H194V115H191ZM68 115H70L71 117H69ZM95 115V116H94ZM159 116V117H157V116ZM207 115H211L210 117L209 116H207ZM222 115H227L226 116V118L224 119L225 121L228 119V117L230 118H238L237 120H236V122H235V124H233L234 126H231V128L229 127V129H225L224 131H222L221 129H219V127H218V130L216 129V128H214V127H210V128H207V127H205V125H206V123L208 122L207 121V119H210L211 117H213L212 119H214V117L215 116H218V117H221ZM64 116V117H63ZM75 118V119H72L73 117ZM122 116H124L123 118H122ZM192 116V117H191ZM194 116V117H193ZM224 116V117H225ZM62 117H63V120H62ZM65 117L67 118V119H65ZM86 117V118H85ZM208 117V118H207ZM85 118V119H84ZM91 118V119H90ZM121 118V119H120ZM126 118H127V120H126ZM128 118H129V120H128ZM133 118V119H132ZM135 118V119H134ZM175 118H176V120H175ZM230 118V119H231ZM81 119H83V120H81ZM137 119V120H136ZM140 119V120H139ZM155 119V118H154ZM203 119V118H202ZM205 119H206V121H205ZM92 120L94 121V122H92ZM119 120V122H117ZM120 120H122V121H120ZM132 120V121H131ZM172 120H175V121H172ZM223 120V122L221 123V126H222V124L225 122ZM239 120V121H238ZM100 121V122H99ZM127 121H131L130 122V125H131V123H133L132 124V126H129V122H127ZM140 121H141V123H140ZM61 122H63L64 123V125H62V127H61V124H63V123H61ZM126 122V123H125ZM92 123V124H91ZM93 123H94V126H93ZM111 123H112V125H111ZM118 123V124H117ZM123 123V124H122ZM210 123V122H209ZM60 124V125H59ZM90 124V125H89ZM96 124H97V126H96ZM100 124V125H99ZM165 124V125H164ZM171 125V126H169V125ZM208 124V123H207ZM116 126L115 128L113 127V126ZM119 125L121 126V127H119ZM137 125H135V126H137ZM175 125V126H174ZM177 125V126H176ZM181 125H183V127L181 126ZM58 126H60V127H58ZM88 126L89 127H91V128H88ZM127 126H128V128H129V130L128 129H126L125 130V128H127ZM137 126V127H138ZM164 126H166V127H164ZM170 128H172V130H171V128L170 129H168V127ZM179 126V127H178ZM262 126V127H261ZM100 127H102V128H100ZM110 127V128H109ZM164 129H163V128ZM175 127V128H174ZM180 129L181 127V129H180V132H178L177 134H176V132L179 130L178 128ZM198 127L200 128V129H198ZM261 127V128H260ZM92 128H93V130H92ZM120 128V129H119ZM135 128V127H134ZM151 128L152 129H156L155 131L154 130H151ZM167 128V129H166ZM207 128V129H206ZM211 128H214V130L213 129H211ZM118 129V130H117ZM124 129V130H123ZM173 129H175V130H173ZM178 129V130H177ZM182 129H184V130H182ZM216 129V130H215ZM92 130V131H91ZM143 130H141V131H143ZM160 130V131H159ZM165 130V131H164ZM171 130V131H170ZM194 130V131H193ZM148 131H152V132H148ZM160 133V134H162L163 135V137H164V139L162 138V135H160V134H158V132ZM161 131H164V132H161ZM169 131V132H168ZM194 132V134H192L193 132ZM56 133V136H55V134H53V133ZM156 132V133H155ZM174 132V133H173ZM190 132V133H189ZM48 133H50V137H49V135H48ZM63 134V136H62V134ZM118 133V134H117ZM119 133H121V134H119ZM144 133H147L146 134V136H145V134ZM167 133V134H166ZM171 133V134H170ZM190 135H189V134ZM200 133V134H199ZM258 133H260V134H258ZM51 134H52V137H51ZM152 134H156L155 135V137H153L152 136ZM158 134V135H157ZM169 134V135H168ZM173 134H175V136L173 135ZM180 134V135H179ZM184 134H186V138H185V136H184ZM197 136H196V135ZM46 135H48V136H46ZM54 135V136H53ZM119 135V136H118ZM123 135V137H121ZM126 135H127V137H126ZM165 135H167L166 137H168V139L165 137ZM174 136V137H172L171 138V136ZM184 136V138L182 137V136ZM195 135V139H193L194 137L193 136ZM60 136H62L63 137V139H62V137H59ZM79 136V137H78ZM129 136V137H128ZM152 136V137H151ZM179 136H181V137H179ZM73 137H75V136H73ZM139 137H141V139L139 138ZM149 137V138H148ZM159 137V138H158ZM170 137V138H169ZM177 137H179V138H177ZM193 137V138H192ZM197 137H199V138H197ZM51 138H52V140H51ZM57 138V139H56ZM59 138V139H58ZM123 138V139H122ZM148 139L149 141H147L146 139ZM152 138H154L153 140H151ZM174 138V139H173ZM180 138H182V139H180ZM192 138V139H191ZM196 138H197V141L198 142H200V141H202V143L200 144H198L197 146H198V149H197V147H196V145L195 146H193L194 144H195V141H196ZM110 139V140H109ZM157 139V140H156ZM159 139H161V140H159ZM163 139V140H162ZM170 139H173V140H170ZM177 139H180V140H177ZM187 139V140H186ZM54 140V141H53ZM56 140V141H55ZM194 141L193 143V145H192V142H190V141ZM87 141V140H86ZM111 141V142H110ZM155 141V142H154ZM158 141V142H157ZM176 141H178L177 143H176ZM185 141V142H184ZM196 141V142H197ZM82 142H85V140L83 141L82 140ZM128 142H130V143H128ZM138 142V143H137ZM144 142V143H143ZM175 142V143H174ZM191 143V146H189V148L188 149H186V145H190V143ZM261 142H263V144L261 143ZM140 143V144H139ZM156 143V144H155ZM158 143V144H157ZM174 143V144H173ZM182 143V144H181ZM107 144V145H106ZM139 144V145H138ZM144 144V145H143ZM204 144H205V146H204ZM262 146H261V145ZM99 145V146H100ZM138 145V146H137ZM146 145H153V147L151 146V148H150V146L148 147H145ZM179 145H180V149H178L179 148ZM182 145L184 146V147H182ZM234 145V146H233ZM260 145V148H257L258 146ZM102 146V147H103ZM141 147V148H138V147ZM143 146L145 147V148H143ZM172 147V151H174L173 152V154H171V156L172 155H174V156H169V157H171V158H173V159H175L177 156V159H175L177 162V164L175 165V160L173 161L172 159H170V161L167 163V166H163V165H161V166H159L160 164H158V166H154V165H157L155 162H156V160H155V156L157 155V150H158V148L159 149H161V150H164L166 147ZM192 146H193V148L194 149H192ZM201 146H203V147H201ZM134 147V148H133ZM158 147V148H157ZM188 147V146H187ZM191 147V148H190ZM196 147V148H195ZM206 147V148H205ZM175 148V149H174ZM176 148H177V151L179 150V151H181V152H179V155H178V152L175 154V152H176ZM183 148V149H182ZM184 148H185V150H184ZM202 148V149H201ZM130 149H132V150H130ZM136 149V150H135ZM138 149V150H137ZM174 149V150H173ZM195 149L197 150L196 151V155H195ZM188 150V151H187ZM204 150V151H203ZM142 151V152H141ZM149 151L150 152H152V154H149ZM159 151V150H158ZM199 151H202L201 153L199 152ZM207 151V152H206ZM140 155H139V154ZM147 153V154H146ZM182 153H184V154H182ZM189 153V154H188ZM205 154L204 155V157H202L201 158V161H202V163H201V161L200 162H198V160L197 159H199L200 160V157H201V155L203 156V154ZM138 154V155H137ZM146 154V155H145ZM155 154V155H154ZM187 154H188V156L190 157V159H189V157L187 158L186 156H187ZM231 154H232V157H233V155H235L233 158L231 157ZM146 157H145V156ZM149 155V156H148ZM176 155V156H175ZM184 155V156H183ZM198 155V156H197ZM237 155V156H236ZM143 156H144V158H143ZM147 156H148V158H147ZM153 156V157H152ZM193 156V158L191 159V157ZM197 157V159H196V157ZM200 156V157H199ZM229 156V157H228ZM243 156V157H242ZM261 156H263L264 157V155L262 154ZM175 157V158H174ZM180 157H182V158H180ZM195 157V158H194ZM227 157V158H226ZM238 157V158H237ZM154 158V159H153ZM186 160H185V159ZM260 158V159H259ZM147 159H148V161H147ZM181 159H182V161H181ZM223 159V160H222ZM228 159V160H227ZM234 159V160H233ZM262 159V160H261ZM117 160V161H116ZM144 160V161H143ZM152 160V161H151ZM153 160L155 161V162H153ZM187 160H189V161H187ZM193 160H194V162H193ZM195 160H197V161H195ZM227 161V163L226 162H222V161ZM141 161V162H140ZM185 161H186V165H187V163H189L188 165H187V170L185 169L186 168V165L185 164H183L182 165V163H185ZM193 163H191V162ZM220 161V162H219ZM108 162V163H107ZM115 162V163H114ZM143 162V164H140V163H142ZM144 162H145V164H144ZM153 162V163H152ZM173 162V163H172ZM119 163V164H118ZM152 163V168H150V164ZM171 163H172V168H171ZM191 163V164H190ZM196 163H197V165H196ZM199 163V164H198ZM217 163V164H216ZM254 163H257V164H254ZM108 164H110L109 166H108ZM154 164V165H153ZM201 164H202V166H201ZM105 165V166H104ZM148 165V166H147ZM173 165H175L176 166V168H178L177 170H179L178 171V173H176L177 171H176V168H175V166H173ZM181 165L183 166V168H184V166H185V168L184 169H182L181 168ZM189 165H194L195 166V168H194V166H193V168H191V166H189ZM198 165H199V168H198ZM253 165H254V168H253ZM260 165H262V168H260ZM118 166H119V168H118ZM130 166H132L131 168H130ZM142 166H143V168H142ZM145 166H146V169H145ZM153 166H154V168H153ZM188 166H189V168H188ZM201 166V167H200ZM257 166H258V169H257ZM250 167V168H249ZM109 168H110V170H109ZM114 169V170H111V169ZM123 168V169H122ZM160 168H162L161 170H159ZM165 168L167 169V170H165ZM168 168H170L169 170H173V173H175V175L173 174V173H170V172H172V170L171 171H168ZM174 168V169H173ZM249 168V170H248V172L249 171H251L252 169H254V171L253 172H256L257 173V177H256V174L255 173H253V175H252V171L251 172H247V169ZM256 168V169H255ZM261 170H260V169ZM116 169H119V170H116ZM149 169H152V170H150V171H152L153 172V170H154V175L152 174V172H149ZM180 169H181V171H180ZM189 169H194V171L192 170H189ZM246 169V170H245ZM251 169V170H250ZM263 169V170H262ZM123 170V171H122ZM156 170V171H155ZM160 171L163 175L165 174V172L167 171V173L165 174V175H167V176H162V174H161V176H160V174H159V176H158V171ZM162 170H165V171H162ZM185 170V171H184ZM198 170V171H197ZM245 170V171H244ZM255 170H260V171H255ZM112 171H113V173L114 174H112ZM115 171H116V174H115ZM117 171H120V172H118L117 173ZM176 171V172H175ZM183 171V172H182ZM141 172V173H140ZM159 172V173H160ZM188 173V172H190V173H188V174H186V173ZM194 172V173H193ZM245 172H247L248 173V175H250V173H251V175L250 176H248L247 174L246 175H244L245 174ZM258 172H259V174H258ZM104 173V172H103ZM102 173V174H103ZM106 173H104V174H106ZM120 173V174H119ZM170 175H169V174ZM180 173V174H179ZM183 173V177H182V174ZM187 175H185V174ZM192 173V174H191ZM101 174V175H102ZM106 174V175H107ZM118 174L121 176V174L122 175H124V176H118ZM151 174H152V178H157V179H152L151 178ZM176 174H179L178 176L179 177H176ZM111 175V176H110ZM112 175H114L113 177H112ZM138 175H140V176H138ZM141 175H142V177L144 176V179H146V180H144V179H142V177H141ZM147 175V176H146ZM255 175V179H254V176ZM263 176H264V173L262 174ZM76 176V179H75V181H74V179L72 180L73 181V184H72V181L70 182V183H66L65 185H64V187H63V191H62V193L61 194H65L66 192H69L70 190H71V188H73V187H75L76 185V183H77V181H79V180H77V179H79V175H75ZM78 176V177H77ZM115 176H117V177H119V178H117V177H115ZM135 176V177H134ZM153 176H156V177H153ZM239 176V177H238ZM242 176V177H241ZM122 177H124V178H122ZM130 179H128V178ZM137 177V178H136ZM147 177V178H146ZM159 177V178H158ZM244 177V178H243ZM247 177H249L250 179H248ZM253 177V178H252ZM259 177H261V178H263V181H262V185L260 184V186H262V187H260V186H258L257 188L254 186V185H252V184H255V180L256 179H258ZM114 178H117L116 180H114ZM131 178H132V180H131ZM149 178V179H148ZM236 178V179H238L239 178V183H241L242 182V186H241V184H240V187H239V183L238 184H236L237 183V180L235 181L234 179ZM96 179V178H95ZM101 179V180H100ZM135 181H134V180ZM232 179L233 180V182H231L230 180ZM243 179H244V181L246 180V179H248V180H246L245 182H247L246 184H248V190H250V192L249 191H247V186L245 187V186H243L244 184H243ZM254 179V180H253ZM97 180V179H96ZM123 180V181H122ZM129 182H128V181ZM167 180V181H166ZM229 180V181H228ZM241 180V181H240ZM116 181V182H115ZM120 182L121 183V185H125L126 184V182L128 183V184H126L123 188H122V186L120 187L119 186V184L120 183H118V182ZM122 181V182H121ZM124 181H126L125 183H124ZM140 181V182H139ZM228 181V182H227ZM251 181V185H250V182ZM255 181V182H254ZM115 182V183H114ZM134 182V183H133ZM137 182V183H136ZM139 182V183H138ZM232 184V183H234V184H232V185H234V186H236V188H237V190H235L236 188H234V186L232 187L231 185H230V183ZM236 182V183H235ZM244 182V183H245ZM252 182H254V183H252ZM96 183V182H95ZM131 183H133L134 185H135V187H134V185H132ZM137 184V187H136V184ZM227 183H229L228 184V186L229 187H227ZM73 185V186H72ZM109 187H108V186ZM250 185V186H249ZM68 186V187H67ZM71 186V187H70ZM101 187V188H97V187ZM119 186V187H118ZM128 186V187H127ZM130 186V187H129ZM226 186V187H225ZM117 187V188H116ZM131 187H132V189H131ZM140 187V188H139ZM224 189H223V188ZM234 188L233 190H232V188ZM245 187V188H244ZM251 187H252V189L255 191V189H256V193L258 192V194H254V191L251 189ZM255 189H254V188ZM260 187V188H259ZM122 188V189H121ZM133 188H135V189H133ZM219 188V189H218ZM227 188V189H226ZM241 188H243L244 190H246L247 192H244L243 191V189H241ZM65 189H67V191L65 190ZM110 189V190H109ZM112 189V190H111ZM147 189V190H146ZM226 189V190H225ZM228 189H231V191H229ZM238 189H239V191H238ZM220 190V191H219ZM242 190V191H241ZM261 190V191H260ZM65 191V192H64ZM108 193H107V192ZM112 191H114V192H112ZM211 191H213V192H211ZM228 191V192H227ZM235 191H237V192H235ZM263 191V193H261ZM92 192H94V193H92ZM110 192H111V194H110ZM208 192V193H207ZM214 192H216V194L214 193ZM230 192H233V193H230ZM234 192L235 193H237V195L235 194L234 195ZM242 192H244V196L242 195ZM253 192V193H252ZM115 193V194H114ZM217 196V194H218V198H219V201L217 200V197L216 196H214V194ZM222 193H225V194H223L222 195ZM238 193H239V195H238ZM246 193H248V194H246ZM250 193V194H249ZM60 194V196H63V195H61ZM73 194V195H74ZM84 194V195H83ZM112 196H110V195ZM113 194V195H112ZM126 194V195H125ZM206 194V195H205ZM209 194H211L210 196H209ZM252 194H254V195H252ZM260 194V195H259ZM93 195V196H92ZM108 195H109V197H108ZM209 196V198L212 196V198L213 199H216L217 201H215V200H212V198L211 199H209L208 198V196ZM220 195H222V196H220ZM242 195V196H241ZM249 195V199H248V197H246V196H248ZM85 196V197H84ZM195 196H200V197H196V198H194ZM224 196V197H223ZM236 196V197H235ZM238 196V197H237ZM251 196V197H250ZM83 197V198H82ZM93 197V198H92ZM124 197V198H123ZM201 197H203V199H202V201L200 200L201 199ZM205 197V198H204ZM207 197V198H206ZM216 197V198H215ZM223 197V198H222ZM234 198V200H232L231 201V199L232 198ZM241 197H245V198H242V200L241 201H237V200H240L241 199ZM79 198V199H78ZM85 198V199H84ZM95 198V199H94ZM225 198V199H224ZM227 198V199H226ZM236 198V199H235ZM195 201H194V200ZM209 199V200H208ZM221 199V200H220ZM222 199H224L223 201H222ZM245 199V200H244ZM79 200V202H81V203H83L82 201H80ZM88 201V202H86V201ZM197 200H199V201H197ZM203 200H204V202H203ZM210 200H212V202L214 203V205H215V203H217V205H215V207H214V205H213V203H212V206H210L209 204L210 203H208V202H211ZM225 200H227V201H225ZM249 200V201H248ZM95 201V202H94ZM208 201V202H207ZM224 202V203H222V202ZM205 202H207V203H205ZM219 202H221L220 204H223V205H220L219 204ZM229 202H230V204H229ZM233 202V203H232ZM237 204L238 203V205H236L235 203ZM81 203H79V205H85V203H83V204H81ZM195 203H197V204H195ZM199 203V204H198ZM206 205H205V204ZM227 203V204H226ZM117 204V205H116ZM120 204V205H119ZM162 204V205H161ZM164 204V205H163ZM225 204V205H224ZM236 206H234V205ZM90 205V204H89ZM110 205H111V207H110ZM117 207H116V206ZM119 205V206H118ZM195 205H199V210H202V209H204V208H207V210H209L208 212L210 213V215H209V213H208V215L206 214L205 216H204V218L202 219V220H199V221H195L196 219V216H197V214L200 212L198 209H196V208H198V206L196 207ZM210 207H209V206ZM228 205V206H227ZM229 205L232 207H229ZM243 205V206H242ZM226 206V207H225ZM237 206H239V207H237ZM259 207L262 211H263V213H262V211L261 210H259V208L257 209V207ZM104 207V208H103ZM112 207H114L113 209H117V208H120V209H117L116 210V212H114L115 210H113V209H111ZM212 207V208H211ZM214 207V208H213ZM219 207H224V209L223 208H219ZM228 207V208H227ZM233 207H235L236 209L238 208L239 210H236L235 208H233ZM191 208H193V209H191ZM220 210H219V209ZM227 210H226V209ZM189 211H188V210ZM213 209V210H212ZM229 209V210H228ZM232 209H235V210H232ZM243 209V210H242ZM119 210H120V213L122 214H120L119 213ZM158 210V211H157ZM163 210V211H162ZM192 210V211H191ZM216 210V211H215ZM230 210H232V211H235L234 213L232 212V211H230ZM101 211V212H100ZM129 211V212H128ZM156 211L158 212V213H156ZM162 211V212H161ZM171 211V212H170ZM186 211V212H185ZM215 212V213H213V212ZM99 212V213H98ZM108 212V213H107ZM110 212V213H109ZM114 212V213H113ZM136 212V213H135ZM155 212V213H154ZM167 212L168 214H169V216H168V214L166 213V216H165V213ZM172 212H174L173 214H171ZM196 212V213H195ZM260 212H261V214H262V217H261V214H260ZM113 213V214H112ZM117 213H116V215H117ZM155 214V216L154 217H157L158 219H156V218H154L152 215H149V216H151V218L148 216V215H146V214ZM160 213V214H159ZM162 213V214H161ZM164 213V214H163ZM177 215H176V214ZM180 213V214H179ZM185 213V214H184ZM190 213V214H189ZM212 213V214H211ZM103 214V213H102ZM127 214V215H126ZM130 215V217H129V215ZM137 214V215H136ZM141 214H143L144 216H147L148 218H146V217H143ZM182 214V215H181ZM214 214V215H213ZM115 215V217H117ZM161 215V216H160ZM175 215V216H174ZM178 215H180V216H178ZM188 215H190L189 217H188ZM194 215V216H193ZM93 216V215H92ZM134 216V217H133ZM135 216H138L137 218L135 217ZM140 216V217H139ZM162 216H164L165 218H163ZM177 216V217H176ZM210 217V218H208V217ZM129 217V218H131V220H133V224H132V221L131 220H129V218L127 219V218ZM141 217H143L142 219H140ZM152 217L154 218V219H152ZM161 217V218H160ZM175 217V218H174ZM178 217H180V219L178 218ZM186 217V218H185ZM216 217V218H215ZM260 217V218H259ZM133 218H135V222H137V224L138 225H136L135 224V222H134V219ZM185 218V219H184ZM206 218H208V219H206ZM263 219V221H262V219ZM113 219H115V218H113ZM112 219V220H113ZM145 219V220H144ZM148 219V220H147ZM189 219H191V220H189ZM205 219V220H204ZM217 219V220H216ZM128 220V221H127ZM140 220H144V224L142 225L141 224V222L142 221H140ZM150 220V221H149ZM152 220V221H151ZM154 220H155V222H154ZM178 220H181V221H178ZM183 220H186V221H184V222H182ZM209 220V221H208ZM220 220V221H219ZM139 221V222H138ZM146 221V222H145ZM152 222V223H150L151 225H149V222ZM157 221V222H158ZM189 221H191V223L189 222ZM209 223H208V222ZM131 222V223H130ZM202 222V223H201ZM211 222V223H210ZM261 222V223H260ZM128 223H129V225H128ZM145 223H147V224H145ZM195 223V224H194ZM259 223V224H258ZM176 224V225H175ZM220 224V225H219ZM255 224L257 225V226H255ZM126 225V226H125ZM128 225V226H127ZM136 225V229L134 228V226ZM142 225V227H140V229L138 228L139 226H141ZM174 225V226H173ZM178 225V226H177ZM210 225H212V226H210ZM216 225V226H215ZM255 226V227H252V226ZM122 226V224L121 225H119L118 226V229L120 228ZM134 228V232L135 233H137V235L132 231V233H129V232H131L129 229L131 228V230L133 229L132 227ZM145 226V227H144ZM176 226V227H175ZM193 226V227H192ZM127 227H130V228H128V231H126L125 230V228L127 229ZM144 227V228H143ZM148 227V228H149ZM181 227V228H180ZM184 227V228H183ZM224 227V228H223ZM258 227V228H257ZM167 228H168V230H169V232H168V230H167ZM167 228L166 229H164V231L162 230V232H160L161 234H166V232H167V234L169 233H172L173 232V230L172 231H170V229H169V225L167 226ZM196 228H197V226H196ZM195 228V229H196ZM221 228V229H220ZM223 228V229H222ZM248 228V229H247ZM121 229V228H120ZM184 229H185V231H184ZM188 229H187V232H186V234H189V233H191L192 232V230L188 233ZM139 231V233H141L142 231ZM166 230V231H165ZM250 230V231H249ZM125 232V233H124ZM128 232V233H127ZM157 234L156 235V237L157 236H159V235H161V234ZM173 233H175V232H173ZM170 234V235H172V236H174L173 238H175V236L177 235L176 233L175 234ZM225 233V234H224ZM250 233H252L251 235H252V237H254L253 239H252V237L250 238ZM181 234V235H182ZM204 234V233H203ZM243 234H245V236L243 235ZM126 235V236H125ZM129 237H128V236ZM177 235V238H178V240H180V238H179V236ZM181 235H180V237H181ZM125 236V237H124ZM135 237V239H134V237ZM122 237V238H121ZM130 237L132 238V239H130ZM248 237L250 238V239H248ZM127 238H129V239H127ZM177 238H175V241L174 240H172V238H171V240H172V242H171V244H170V242L168 243V244H165V245H163V246H165V247H163V250H162V246L161 247H159L160 248V251H161V253H163V254H167V256L169 255L168 253L170 252V253H172L173 251L174 252H177L178 250L180 251L181 250V253H184L185 251H188V247H182L181 248V244H179V241L177 240ZM71 239H77V237H75V238H71ZM136 239H138L139 240V242L136 240ZM221 239V240H220ZM254 239H256V240H254ZM259 239V238H258ZM132 242H131V241ZM247 240L249 241L250 240V242L252 243V247H254V250H253V252H256V254H254L253 252V254L252 253H250V251H246V250H249V248H243L242 246H243V244H245V241L247 242ZM252 240V241H251ZM72 241H74V240H72ZM176 241H178V242H176ZM237 241V242H236ZM257 241V242H256ZM260 241L261 242H263V243H260ZM123 242V243H122ZM136 242H138V243H136ZM174 242V243H173ZM254 242V243H253ZM127 243V244H126ZM135 243V244H134ZM177 244V246L179 247L180 246V248L181 249H179L177 246H176V244ZM203 243V242H202ZM241 243H242V245H241ZM256 243H257V245H259V247L256 245ZM123 244H125V246L123 245ZM139 244V245H138ZM179 244V245H178ZM231 244V245H230ZM133 245H137V246H133ZM235 245V246H234ZM261 245V246H260ZM123 248H122V247ZM126 246H128V247H126ZM133 247V250L130 252V250H131V248L130 247ZM139 246V247H138ZM168 246V247H167ZM176 246V247H175ZM209 246V247H208ZM126 247V248H125ZM138 247V248H137ZM175 247V248H174ZM202 247V246H201ZM206 248V249H204V248ZM202 247V249L205 251V252H207V253H211L213 250H214V247L213 246H210V244H207V245H204ZM208 247V248H207ZM213 247V248H212ZM223 247V248H222ZM226 247V248H225ZM235 249H234V248ZM135 248V249H134ZM159 248H157V246H156V250H158L159 251ZM166 248V249H165ZM169 248V249H168ZM176 249V250H173V249ZM183 248H185V250L183 249ZM197 248L198 247H196V248H194V245L191 247V250L192 249H195L194 251H196L197 250ZM211 249V250H208V249ZM239 248V249H238ZM256 248H260L261 250H262V254L260 255V253H261V251H260V249L258 250V249H256ZM116 249V251H114ZM129 249V250H128ZM165 249V250H164ZM172 249V250H171ZM200 247L198 248V250H197V254H201L202 252H204V251H202V252H200V250H202ZM244 251H243V250ZM168 251V253H167V251ZM170 250V251H169ZM243 252H242V251ZM255 250H257V251H255ZM85 250H83V251H81L82 253L84 252ZM126 251V252H125ZM130 253H129V252ZM134 251V255L132 256L131 254H132V252ZM137 253H136V252ZM158 251H156V252H158ZM165 251V252H164ZM209 251V252H208ZM236 251V252H235ZM113 252H116V253H114V255L116 254H118L117 256H115L114 257V255H113ZM259 252V254L257 255V253ZM107 253L108 254H112L111 256L110 255H107ZM122 253H124V254H122ZM129 253V255H131V256H129V255H127ZM180 253V252H179ZM196 253V252H195ZM242 254V255H239V254ZM79 254H81V253H79ZM122 254V255H121ZM158 254H160L159 252H158ZM164 255V257H163V255H161V257H159V258H165L166 256ZM242 256V257H239V256ZM257 256V259H259L260 260V256L262 257V259L260 260V262H259V260H256L254 257L255 256ZM68 256L69 255H67L66 257H67V259L66 260H63V262L64 263H61V264H65L66 263V261H68V260H70V258H68ZM106 256H110V261H109V257H107L106 258ZM121 258H120V257ZM221 256V257H222ZM236 256H237V258H236ZM253 256V257H252ZM129 257H130V259H129ZM118 258H120V259H118ZM223 258V257H222ZM240 258V259H239ZM103 259H105V260H103ZM127 259H128V261H127ZM221 259V258H220ZM253 259V260H252ZM101 260V261H100ZM103 260V261H102ZM108 260V263L107 262H105V261H107ZM115 260V261H114ZM246 260H248V261H246ZM251 260H252V262H251ZM100 261V262H99ZM130 261V262H129ZM238 261V262H237ZM239 261H241V262H239ZM246 261V262H245ZM256 261V262H255ZM69 262V261H68ZM67 262V263H68ZM104 262V263H103ZM250 262V263H249ZM233 263V264H234ZM68 264H70V263H68Z\"/></svg>",
	"mask_w": 264,
	"mask_h": 264
},
{
	"label": "bare ground",
	"instance_id": "2",
	"mask_svg": "<svg viewBox=\"0 0 264 264\" xmlns=\"http://www.w3.org/2000/svg\"><path fill=\"white\" fill-rule=\"evenodd\" d=\"M37 1V0H36ZM35 0L33 1V2H36ZM39 1V0H38ZM43 1V0H42ZM100 0H61V2L58 4V5H54L53 4V6L52 7H50L51 9H49L48 10V12H46V13H40L38 10L39 9H37L38 7H36V11H38L40 14H42V18H41V20L39 21V23H38V26H44L45 24L46 25H48L49 26V28L52 30V34L53 35H55V33L56 32H58L59 31V29H60V27L58 26V22H57V18L58 17H56V11L58 10V8L61 6V8H65V6H72V5H74V9H72V8H70V9H72V11H74V10H76L77 9V11H78V9L80 8V6L82 5L83 6V4H81V3H86L87 5H88V7H89V10H93V7H94V5L96 4V3H98ZM107 1V0H106ZM111 2L110 3V5H109V2ZM107 2H108V5L109 6H111L112 7V5H114L116 2H117V0L115 1L114 0V4H112L113 2V0L112 1H110V0H108ZM119 1V0H118ZM141 1V0H140ZM151 1H153V0H150V5L152 4V3H154V1L153 2H151ZM160 1V0H159ZM159 1H156L155 0V2H159ZM173 1V0H172ZM172 1L170 2V0L167 2V3H169L170 2V4L172 3ZM202 1V0H201ZM212 1V0H211ZM217 1H219V0H217ZM222 1V0H221ZM230 1H232V0H230ZM236 1H242V0H236ZM43 2H45V0L43 1ZM103 2V1H102ZM102 2H101V4H102ZM120 2V1H119ZM121 2H122V4H123V1L121 0ZM121 2L120 3H118L121 7L120 8H123L125 5H123V7H122V5H121ZM130 2V0L128 1V5L130 4L129 3ZM134 2H135V0H133V2L131 1V4L130 5H132V7H133V4H134ZM145 2H147L146 0H145ZM161 3H162V5H161V7L162 6H164V4H165V2H166V0H162V1H160ZM174 2H175V0H174ZM173 2V3H174ZM185 2V1H184ZM199 2V1H198ZM197 2V3H198ZM224 2H226V0L224 1ZM243 2V1H242ZM245 2V1H244ZM46 3H48V2H46ZM53 3V2H52ZM106 3V2H105ZM104 3V4H105ZM125 3H127V2H125ZM137 3H139V6H137L138 4ZM137 8L138 7H140V2H139V0L137 1ZM167 3H166V7L168 6L169 8H171L172 7V5H171V7H170V4H168L167 5ZM172 3V4H173ZM176 3H177V0H176ZM175 3V4H176ZM182 3V2H181ZM181 3H179V4H181ZM197 3H195V4H197ZM210 3V2H209ZM209 3H208V5H206V4H204V5H206V6H209ZM212 3V2H211ZM216 3V2H215ZM215 3H214V5H215ZM219 3H221V2H219ZM35 4V3H34ZM33 4V5H34ZM37 4V3H36ZM42 4V3H41ZM40 4V5H41ZM49 4H50V2H49ZM47 5L48 7L50 6V5ZM77 4H78V6H79V8H77V7H75V6H77ZM85 4V5H86ZM141 4H142V2H141ZM146 4V3H145ZM157 5V3H154L152 6H154V5ZM159 4V3H158ZM201 4V3H200ZM223 4V3H222ZM228 3H226V5H227ZM247 7H245V8H242V9H248V7L249 6H252V7H256L257 8V6L258 7H260V5H262V4H264V0H249V4H248V0H247V4L249 5H247L246 3H244ZM128 5H127V7H128ZM150 5L148 6V7H150ZM160 5V4H159ZM159 5H157V8H158V6ZM178 5V4H177ZM183 5H184V3H183ZM214 5H212L213 7H214ZM217 5H218V3H217ZM38 6V5H37ZM47 6H45L44 5V7H46L47 8ZM81 6V7H82ZM96 6V5H95ZM143 6V5H142ZM141 6V7H142ZM151 6V7H152ZM179 6H181V5H179ZM198 6V5H197ZM202 6H203V4H202ZM212 6H210V7H212ZM221 6V4H219V7ZM224 6V5H223ZM12 7V6H11ZM114 7H116V9L115 10H117V4H116V6H114ZM119 7V6H118ZM134 7H135V4H134ZM146 7H147V5H146ZM145 7V5L143 6V8H145V11H146V8ZM160 7V6H159ZM175 8H174V10H172V11H176V8H181V7H176V6H174ZM204 7V6H203ZM212 7V8H213ZM217 7V6H216ZM244 7V6H243ZM264 7V5H262L261 6V10H262V8ZM9 8V7H8ZM33 8V7H32ZM35 8V7H34ZM39 8H41V6H39ZM61 8L59 9V12L61 11ZM76 8V9H75ZM97 8H99V7H97ZM101 8H103L102 7V5H101ZM154 9L153 10H155V7H153ZM173 8V7H172ZM171 8V9H172ZM183 8V7H182ZM211 8V9H212ZM18 9V8H17ZM96 9V8H95ZM129 9V8H128ZM132 8H130L129 10H131ZM139 9V8H138ZM142 9V8H141ZM141 9H140V11H141ZM150 9V8H149ZM163 9V8H162ZM193 9V8H192ZM191 9V10H192ZM195 9V8H194ZM196 9H197V7H196ZM204 9H205V7H204ZM210 9V8H209ZM215 9V8H214ZM219 9V8H218ZM251 8H249V10H250ZM258 9H260V8H258ZM258 9H257V12H258ZM41 10H44V8H42ZM46 10V9H45ZM45 10H44V12H45ZM80 10V9H79ZM119 11H120V9H118ZM123 10H126V11H128L126 8H123ZM133 10V9H132ZM144 10V9H143ZM151 10V9H150ZM152 10V11H153ZM159 9H157V11H158ZM178 10V9H177ZM222 10V9H221ZM220 10V11H221ZM252 10H253V8H252ZM251 10V11H252ZM82 11H84L83 9L81 10V12ZM97 10H95V12H96ZM102 11V9L100 10V12ZM104 11V10H103ZM103 11L101 12V13H103ZM121 11H122V9H121ZM135 11V10H134ZM139 11V10H138ZM137 11V12H138ZM139 11V12H140ZM148 11V10H147ZM146 11V12H147ZM161 11V10H160ZM160 11H158V12H160ZM163 11H164V9H163ZM165 11H167V9L165 8ZM172 11L170 12V13H172ZM182 11V9H180L179 10V13ZM197 11V10H196ZM209 11V10H208ZM212 11H214L213 9H212ZM218 11V10H217ZM246 11V10H245ZM254 11V10H253ZM67 12V11H66ZM75 12V11H74ZM80 12V13H81ZM86 12H87V10H86ZM85 12V13H86ZM98 12H99V10H98ZM99 12V13H100ZM155 12V11H154ZM157 12V13H158ZM177 12V11H176ZM183 12V11H182ZM182 12L180 13V16L181 15H184V14H182ZM262 13L264 12V11H261ZM64 13V12H63ZM83 13V12H82ZM85 13H83L84 14V16H85ZM130 13H131V11H130ZM133 13V12H132ZM131 13V14H132ZM149 13V12H148ZM151 13H153V12H151ZM150 13V14H151ZM175 13V12H174ZM179 13H177V14H179ZM183 13H185V12H183ZM208 14H209V12H207ZM211 13V12H210ZM252 13V12H251ZM261 13V14H262ZM4 14H6V13H4ZM36 14V13H35ZM60 14H62V13H60ZM78 14H79V12H78ZM77 14V15H78ZM87 14V13H86ZM129 14V13H128ZM133 14H135L136 15V13H133ZM132 14V15H133ZM140 14V13H139ZM138 14V15H139ZM142 14V13H141ZM140 14V15H141ZM145 13H143L142 14V18L147 14H145ZM160 14V13H159ZM158 14V15H159ZM176 14V13H175ZM223 14V13H222ZM33 15V14H32ZM36 15H39V14H36ZM36 15H34V17L36 16ZM74 15H75V13H74ZM98 15V14H97ZM96 15V16H97ZM116 15H117V13L116 12H114L113 11V7L110 9L109 8V10H108V12H107V16H106V18L105 17H103V18H105L104 20L106 21V20H108V22L105 24V25H107L108 23H109V20L112 22V18H113V21H114V18L116 19ZM139 15V16H140ZM144 15V16H143ZM148 15V14H147ZM157 15V16H158ZM162 15V14H161ZM160 15V17H161V20H162V16ZM168 15H170V14H168ZM172 15V14H171ZM170 15V16H171ZM221 15V14H220ZM245 15V14H244ZM257 15V14H256ZM258 15L259 16H257V21H260V20H258V17H260V14L258 13ZM264 14H262V16H263ZM29 16V15H28ZM40 16V15H39ZM67 16H68V14H67ZM80 17L82 16V14L81 15H79ZM83 16V17H84ZM90 16V15H89ZM101 17H102V15H100ZM129 16H131L130 14H129ZM134 16V15H133ZM152 16V15H151ZM156 15H154V17H155ZM173 17H174V19L176 18V16H174V15H172ZM171 16V17H172ZM30 17V16H29ZM33 17V16H32ZM95 16L91 13V17H89V19L91 20L89 23H88V25L86 26V29H87V27L89 28V32H88V29H87V32H88V34L95 40V38H97V36L99 37V39L100 38H102L101 37V34H102V31L100 30V26L102 25L101 23L102 22H104V20L102 21L101 20V22H100V24H97V25H99V28H96L95 30L94 29H90V27L89 26H91V24L90 23H92V21H93V18H94ZM98 17V16H97ZM134 17H136V16H134ZM133 17V18H134ZM146 17V16H145ZM148 17L150 18V16L148 15ZM170 17V18H171ZM173 17H172V22H173ZM181 17H183V16H181ZM185 17V16H184ZM197 17V16H196ZM220 17V16H219ZM227 17H229V16H227ZM227 17L225 18H221V20H225V19H227ZM39 18V17H38ZM37 18V16H36V19H34V20H37L38 19ZM74 18H78L77 16H74ZM84 18H87V16L86 17H84ZM140 18H141V16L139 17V21H140V24H142L141 23V21H146V19H144L143 18V20H140ZM147 18V17H146ZM152 18H153V16H152ZM151 18V19H152ZM156 19L158 18V17H155ZM168 18H169V16H168ZM177 18H180V17H177ZM192 18V17H191ZM230 19H233L232 17H229ZM228 18V19H229ZM251 17H249L248 19H250ZM262 18V17H261ZM30 19H31V17H30ZM61 19V18H60ZM62 19H64V18H62ZM80 19H83V18H80ZM95 19V18H94ZM97 19H99L100 20V18L98 17ZM97 19H95L96 21H97ZM102 19V18H101ZM150 19V20H151ZM156 19H152V20H156ZM182 19V18H181ZM181 19H179V22H180V20ZM203 19H205V18H203ZM248 19H247V21H248ZM256 19V18H255ZM26 20V19H25ZM27 20H29V19H27ZM33 20V19H32ZM83 20H85V19H83ZM87 20V19H86ZM122 20V19H121ZM121 20H119V21H121ZM127 20V19H126ZM138 20V19H137ZM152 20L150 21V22H152ZM183 20V22L185 23V24H187V22H185L186 20L183 18L182 19ZM185 20V21H184ZM195 20V19H194ZM200 20V19H199ZM216 20V19H215ZM261 20H264V18H262ZM0 21H2V19L0 20ZM9 21H11V20H9ZM38 21V20H37ZM58 21H59V19H58ZM60 21H62V20H60ZM82 21V20H81ZM117 21V20H116ZM125 21V20H124ZM134 21V23H132L133 25L135 24V20H133ZM144 21V23H145V25H146V22ZM171 21H170V24H171ZM175 21H176V19H175ZM191 21H193V20H191ZM196 21V20H195ZM198 21V20H197ZM203 21V20H202ZM228 21V20H227ZM230 21V20H229ZM228 21V22H229ZM238 21V20H237ZM253 21H254V19H253ZM256 21V20H255ZM255 21H254V23H255ZM36 22V21H35ZM66 23L65 22V20L64 21H62V23ZM77 22H78V20H77ZM83 22V21H82ZM81 22V25H83V23ZM84 22H87V21H84ZM98 22V23H99ZM122 22H123V20H122ZM149 22V21H148ZM147 22V23H148ZM155 22V21H154ZM158 23H161L162 21H157ZM168 22H169V20H168ZM200 22V21H199ZM223 22H225V21H223ZM243 22V21H242ZM246 22V21H245ZM245 22H243V23H245ZM251 23H252V21H250ZM2 23V22H1ZM28 23H29V21H28ZM30 23H34V21L32 22V21H30ZM29 23V24H30ZM60 23V22H59ZM68 23V22H67ZM97 23V22H96ZM114 23V22H113ZM116 23H119V22H116ZM138 23V22H137ZM153 23V22H152ZM158 23H156L157 25H158ZM163 23V22H162ZM174 23V22H173ZM172 23V24H173ZM177 24H178V22H176ZM176 23H174V24H176ZM181 23V22H180ZM193 23V22H192ZM240 24H242L241 22H239ZM238 23V24H239ZM250 23V24H251ZM258 23V22H257ZM263 23H264V21H263ZM29 24H27V25H29ZM36 24H37V22H36ZM61 24V23H60ZM71 24V23H70ZM85 24V23H84ZM94 24H95V22H94ZM120 24V23H119ZM132 24H131V26H132ZM165 24V23H164ZM173 24V26H175ZM196 25L198 24V23H195ZM215 24V23H214ZM223 24H225V23H223ZM253 24V23H252ZM250 25L251 27L254 25ZM259 24H260V22H259ZM11 25V24H10ZM17 25V24H16ZM64 25V24H63ZM66 25V27H67V25L68 24H65ZM64 25V26H65ZM72 26H74L73 25V23L71 24ZM118 25V24H117ZM124 25V24H123ZM127 25V24H126ZM144 24H142V25H140V26H143ZM147 25H149V24H147ZM153 25H155V24H151L150 23V25L149 26H153ZM162 25V24H161ZM192 25V24H191ZM191 25H183V23H182V26H180L181 27V31H180V35L178 34V33H176V32H174V33H176V34H178L179 35V37L176 35L173 39H175L176 37H178V38H176L175 40L176 41H173L174 43H173V45L175 46V45H179L177 48H179L180 49V51L179 52H181V55L180 56H182V52L183 53H187V49L186 48H188V46L190 45V44H192V43H196V42H198V40H200V37H202V35L203 34H206V32L205 33H203L201 36H200V32H199V29H195V27L193 28ZM195 25V26H196ZM205 25V24H204ZM203 25V26H204ZM255 25H257V24H255ZM263 25L264 24H262V27H263ZM21 26V25H20ZM35 27L37 26V25H34ZM33 26V27H34ZM75 26H76V24H75ZM78 26V25H77ZM109 26H112V25H110L109 24ZM113 26H115V24L113 25ZM135 26V28H136V25H134ZM138 27H140L139 25H137ZM160 26V25H159ZM177 26V25H176ZM176 26H175V28H176ZM194 26V25H193ZM230 26V25H229ZM236 26V25H235ZM238 26V25H237ZM241 26V25H240ZM239 26V27H240ZM245 26H247V25H245ZM244 26V27H245ZM0 27H2L3 28V25L1 26L0 25ZM30 27V26H29ZM42 27H41V29H42ZM65 27V28H66ZM69 27V26H68ZM106 26H104V28H105ZM133 27V26H132ZM147 27V26H146ZM145 27V28H146ZM150 27V28H151ZM158 27V26H157ZM157 27H155V28H157ZM165 27H166V25H165ZM165 27L163 26V28L162 27H158V33L155 31V33L154 34H152V36L149 34H146V33H148V32H146L147 31V28L146 29H144L145 30V32L146 33H144V30H142L143 29V27H142V29H138L137 30V36H138V40H140V42H141V40H142V42H144L143 44L145 45V47H143V49H142V51H141V48L142 47H140L139 46V44L137 45V54H138V51H140L141 52V54H142V57L147 53V51H148V44L146 43V37H147V35H148V38H151L152 40H154V39H156V37L158 38V36H160L161 38H162V36L161 35H163V37H164V34L165 33H167L166 31H164L165 30ZM172 26L170 25V27H169V29L171 28ZM198 26H196V28H197ZM206 27H207V25H206ZM38 28V27H37ZM64 28V29H65ZM104 28H103V30H104ZM111 28V27H110ZM114 29H115V27H113ZM131 28V27H130ZM129 28V29H130ZM141 28V27H140ZM152 28H154V26L152 27ZM155 28L154 29H152V31L153 30H155ZM173 28V27H172ZM174 28V29H175ZM199 28V27H198ZM203 29L202 30H200V31H202L203 32V30L205 29V30H207L205 27H202ZM242 28V27H241ZM246 28V27H245ZM245 28H242L243 30L245 29ZM254 28H256V27H254ZM261 28V27H260ZM4 29H5V27H4ZM19 29V28H18ZM18 29H16V32H17V34L16 35H18ZM23 31L22 32H24V29H23V27L21 28ZM31 29V28H30ZM29 29V32H31V30ZM43 29H44V27H43ZM71 29V28H70ZM106 29H108L107 27H106ZM112 29V28H111ZM113 29V30H114ZM117 29V28H116ZM218 29V28H217ZM239 28H237V30H238ZM249 29V28H248ZM264 29V28H263ZM262 29V30H263ZM28 30V29H27ZM26 30V31H27ZM33 30V29H32ZM37 31H39V29H36ZM48 30V29H47ZM46 30V31H47ZM58 30V31H57ZM66 30V29H65ZM74 30V29H73ZM84 30H85V27H84ZM93 30V31H92ZM123 30V29H122ZM135 30V29H134ZM171 30V29H170ZM177 30V28L175 29V31ZM179 30V29H178ZM204 30V31H205ZM240 30V29H239ZM238 30V31H239ZM245 30H247V29H245ZM252 30V29H251ZM250 29H249V34H253V32L251 31ZM254 30V29H253ZM1 31L4 33V31L1 29ZM5 31H6V29H5ZM13 32H14V30H12ZM67 31V30H66ZM68 31H69V29H68ZM132 31V30H131ZM150 31H151V29H150ZM161 31H163V32H161ZM174 31V30H173ZM256 32H255V35H256V33H257V31H259V29L258 30H255ZM1 32V33H2ZM8 32H10L9 34H10V36H12L13 34L11 33V31H8ZM21 32V31H20ZM33 32V31H32ZM32 32H31V35H32V37L33 36H36V33L33 35L32 34ZM42 32H43V30H42ZM48 32V31H47ZM75 33H79V31L78 32H76V31H74ZM86 32V33H87ZM103 32H107L106 30L105 31H103ZM111 32H112V30H111ZM129 32V31H128ZM154 32V31H153ZM152 32V33H153ZM172 32V31H171ZM209 32V31H208ZM207 32V33H208ZM244 32V31H243ZM251 32V33H250ZM264 32V31H263ZM6 33V32H5ZM25 33H27V32H25ZM25 33L22 35V36H20L21 38L24 36H26L25 35ZM41 33V32H40ZM50 33V32H49ZM58 33H61L60 31L58 32ZM82 33H85V32H83L82 31ZM91 33V34H90ZM101 33V34H100ZM133 33V32H132ZM136 33V32H135ZM135 33H133V34H135ZM160 33H161V35H160ZM163 33V34H162ZM168 33H169V30H168ZM212 33V32H211ZM234 33V32H233ZM240 33H242V31H240ZM239 33V34H240ZM247 33V32H246ZM262 33V32H261ZM260 33V34H261ZM8 34V35H9ZM29 34V33H28ZM28 34H27V36H28ZM71 34H73V33H71ZM88 34H86V35H88ZM106 34H108V33H106ZM172 34V33H171ZM223 34V33H222ZM238 34V35H239ZM245 34V33H244ZM243 33L241 34V35H244ZM5 35H7V34H5ZM20 35V34H19ZM30 35V34H29ZM42 35V34H41ZM44 35L45 34H43V40H44V42L43 43H45V42H47L46 44H48V45H55L56 43V39L55 38H51V37H48V38H46V36L44 37ZM61 35V37H62V34H60ZM85 35V34H84ZM88 35V36H89ZM100 35V36H99ZM109 35V34H108ZM170 35V34H169ZM168 35V36H169ZM209 35V34H208ZM247 35V34H246ZM250 35V36H251ZM254 35V36H255ZM257 35H258V33H257ZM256 35V36H257ZM3 36V35H2ZM38 36H40L39 34L37 35V37ZM74 36V35H73ZM103 36H104V34H103ZM119 36V35H118ZM167 36V35H166ZM168 36H167V38H168ZM207 36V35H206ZM216 36V35H215ZM220 36V35H219ZM232 36V35H231ZM235 36H237V34L235 35ZM249 36V35H248ZM250 36H249V39H250ZM254 36L252 35V37H253V39H254ZM263 36V35H262ZM261 36V38H263ZM6 37V36H5ZM5 37H2V38H5ZM9 37V36H8ZM16 36H14V38H15ZM18 37V36H17ZM30 37V36H29ZM29 37H27V38H29ZM32 37H30V38H32ZM41 37V36H40ZM54 37H56L57 38V41L59 40L58 39V35H55ZM86 37V36H85ZM105 37V36H104ZM111 37V36H110ZM134 37V36H133ZM140 37V38H139ZM172 37H173V35H172ZM210 37V36H209ZM234 37V36H233ZM242 37V36H241ZM244 37H247V36H244ZM13 38V39H14ZM29 38V39H30ZM46 38V39H45ZM72 38V37H71ZM71 38H70V40H71ZM87 38V37H86ZM89 38V37H88ZM88 38H87V40H88ZM107 39H109V37H106ZM128 39H132V37H131V35H130V38L129 37H127ZM135 38V37H134ZM170 38V37H169ZM168 38V39H169ZM203 38V37H202ZM205 38V37H204ZM213 38V37H212ZM243 38V37H242ZM248 38V37H247ZM256 38V37H255ZM260 38V40H263V39H261ZM8 39H12L11 37L10 38H6L5 40H8ZM28 39V40H29ZM38 39H40V38H38ZM38 39H36V40H38ZM74 39H75V36H74ZM90 39V38H89ZM98 39V38H97ZM98 39V40H99ZM102 39H105V38H102ZM136 39V38H135ZM167 39V40H168ZM173 39H170V41H172ZM178 39V40H177ZM207 39H209V38H207ZM233 39V38H232ZM238 39H240V37L238 38ZM238 39L236 38V40L238 41ZM249 39H247V40H249ZM2 40H4V39H2ZM4 40V41H5ZM15 40H17V38L15 39ZM19 40V39H18ZM17 40V41H18ZM26 41H27V39H25ZM24 40V41H25ZM31 40V39H30ZM61 40H63V38H60V41ZM92 40V39H91ZM94 40H92L93 42H94ZM98 40H95V42L97 41L98 42ZM137 40V41H138ZM144 40V41H143ZM161 40H163V39H161ZM205 40V39H204ZM203 40V46L202 47H204V41ZM246 40V39H245ZM250 40H252V39H250ZM33 41H35V40H33ZM76 41L77 42H79L77 39H76ZM76 41H74L73 40V42L76 44ZM100 41V40H99ZM131 41V40H130ZM129 41V42H130ZM133 41V40H132ZM131 41V42H132ZM169 41V42H170ZM199 41V42H200ZM233 41H234V39H233ZM244 41V40H243ZM253 41V40H252ZM256 41V40H255ZM258 41V40H257ZM0 42L3 44V42L0 40ZM10 42V41H9ZM13 42V41H12ZM16 42V41H15ZM22 42H23V39H22ZM21 41L19 42H16V43H11L12 44V46L10 45V47H11V49H12V54L10 55H6V57H12L13 59H15V62H18V64H19V60L17 61V59H20V58H17L16 57V53L14 54L13 52L14 51H16V50H18L19 51V48H20V50H22L23 48H22V46H21V43H22ZM28 42V41H27ZM31 42V41H30ZM39 42H41L40 40H38V43ZM59 42V41H58ZM87 42V41H86ZM92 42V43H93ZM103 42H105V40L103 41ZM112 42V41H111ZM127 42H128V40H127ZM129 42H128V44H129ZM142 42L140 43L141 45H142ZM155 42H158V41H155ZM159 42H160V38H159ZM206 42H207V40H206ZM224 42V41H223ZM227 42V41H226ZM229 42V41H228ZM239 42V41H238ZM245 42V41H244ZM246 42H248V41H246ZM246 42L244 43V44H246ZM260 42V41H259ZM9 43V44H10ZM37 43V42H36ZM36 43H33L34 45L36 44ZM38 43H37V45H38ZM42 43V42H41ZM62 43H64L63 41H62ZM74 43H72V44H74ZM84 43V42H83ZM91 43V44H92ZM172 43V42H171ZM170 43V44H171ZM222 43V42H221ZM258 43V42H257ZM261 43H262V41H261ZM260 43V44H261ZM263 43H264V41H263ZM2 44H1V47H5L6 46V44H8V42H6V43H4L5 44V46H2ZM40 44V43H39ZM45 44V45H46ZM66 44V43H65ZM74 44V45H75ZM78 44V43H77ZM88 44V43H87ZM95 44V43H94ZM100 44H103L102 42L100 43ZM122 44H123V42H122ZM131 45H133L132 43H130ZM169 44V48H170V46H172V44L170 45ZM199 44V43H198ZM198 44H197V47H198ZM207 44V43H206ZM234 44H237L236 43V41H235V43ZM239 44V43H238ZM242 45H243V43H241ZM45 45L43 46L44 48H45ZM50 45V46H51ZM62 45H64V44H62ZM62 45H60V48H61V46ZM78 45H80V44H78ZM77 45V46H78ZM95 45H97V47H98V44H95ZM208 45V44H207ZM207 45L205 46V48L207 47ZM229 45V44H228ZM231 45V44H230ZM251 45V44H250ZM264 45V44H263ZM27 45L25 44V47H26ZM36 46V45H35ZM40 46H41V44H40ZM50 46H46V47H49L50 48ZM69 46V45H68ZM121 46L122 45H120V49L122 50V48H121ZM125 46V45H124ZM123 46V47H124ZM128 45L126 44V46H125V48H124V50L123 51H125V49H126V47H127ZM192 46H194L193 44L191 45V47ZM234 46V45H233ZM253 46V45H252ZM256 46H257V44H256ZM0 47V48H1ZM9 46L7 45V48H8ZM24 47V46H23ZM29 47H31V45L29 46ZM54 47V46H53ZM55 47H57V45L55 46ZM66 46L64 45V47L62 46V48L63 49H57V48H54V52H55V49L57 50V51H65V48ZM81 47V46H80ZM80 47H78V48H80ZM99 47H101V45L99 46ZM173 47V46H172ZM190 47V46H189ZM196 47V48H197ZM214 47H216V46H214L213 45V49H214ZM236 46H234V48H235ZM240 48H241V46H239ZM238 47V48H239ZM243 47V46H242ZM246 47V46H245ZM248 47H249V45H248ZM248 47H246V48H248ZM258 47H262V46H259V43H258ZM7 48L6 49H4L3 51H5V50H7ZM28 48V47H27ZM26 48V49H27ZM36 48V47H35ZM42 48V47H41ZM58 48H59V46H58ZM82 48V47H81ZM130 48H131V46H130ZM134 48V47H133ZM133 48H132V50H133ZM195 48V46L191 49L190 48V51L191 50H193ZM209 48V47H208ZM219 48V47H218ZM238 48L236 49V51L234 50V52H237L238 51ZM263 48V47H262ZM262 48L260 49L261 50V54H263L262 52ZM10 49V48H9ZM25 49V48H24ZM25 49V50H26ZM31 49V48H30ZM34 49V48H33ZM67 49H70V48H67ZM66 49V51H68V52H70V53H72L71 51H69V50H67ZM74 49H76V47L74 48ZM98 49V48H97ZM129 49V48H128ZM199 49V47L197 48V50ZM204 49V48H203ZM207 49V48H206ZM212 48L210 47V50H211ZM212 49V50H213ZM228 49H229V47H228ZM244 49V48H243ZM253 49V48H252ZM255 49H256V51H257V47H255ZM1 50H2V48H1ZM35 50V49H34ZM34 50H32V51H34ZM49 50V49H48ZM51 51H52V48L50 49ZM73 50V49H72ZM82 50V49H81ZM100 50V49H99ZM103 50V48H101V51ZM172 50V49H171ZM185 50V51H184ZM187 50V51H186ZM196 50V49H195ZM196 50V51H197ZM205 50V49H204ZM208 50V49H207ZM211 50V51H212ZM214 50H216V49H214ZM213 50V51H214ZM218 50V49H217ZM231 50V49H230ZM247 50V49H246ZM250 50H251V48H250ZM9 51V50H8ZM17 51V52H18ZM38 51V50H37ZM65 51V52H66ZM76 51H77V49H76ZM76 51H75V53H76ZM83 51V50H82ZM82 51H81V53H82ZM85 51V50H84ZM90 51V50H89ZM96 51V50H95ZM99 52V53H102V52ZM127 51V50H126ZM125 51V52H126ZM174 51V50H173ZM172 51V52H173ZM177 50H175V52H176ZM194 51V50H193ZM199 51H200V49H199ZM201 51H203V50H201ZM219 52L221 51V50H218ZM227 51L228 50H226L225 52L227 53ZM5 52H7V51H5ZM19 52H21V51H19ZM23 53H24V51H22ZM21 52V53H22ZM27 52H29V50L27 49ZM79 52V51H78ZM85 52H87V51H85ZM85 52H83L82 54L84 55L85 54ZM120 52V51H119ZM124 52V53H125ZM178 52V53H179ZM195 52V51H194ZM192 53V54H196V53ZM198 52V51H197ZM207 52V51H206ZM221 52H223V51H221ZM225 52L222 54V56L225 54ZM246 52V51H245ZM244 52V53H245ZM251 52V51H250ZM249 52V53H250ZM20 53V54H21ZM32 54H33V52H31ZM37 53V52H36ZM35 53V56H36V59L39 57V55H38V57H37V54ZM38 53H40V51L38 52ZM49 53V52H48ZM59 53V52H58ZM63 53V52H62ZM61 53V54H62ZM73 53H74V51H73ZM80 53V52H79ZM80 53V54H81ZM115 53H117V52H115ZM123 53V52H122ZM123 53V54H124ZM130 53H132L131 52V50L129 49L123 56H122V59H121V61H119V63L118 64H120V62H121V64L123 63V64H126L127 62H129L128 60H130L132 57H133V55H135L136 54V52H133L131 55H130ZM188 53H190V52H188ZM191 53L190 54H188V55H191ZM211 53V52H210ZM213 53V52H212ZM243 53V52H242ZM243 53V54H244ZM247 53H248V51H247ZM246 53V54H247ZM259 52H257V54H258ZM0 54H2V53H0ZM27 53H24L22 56V58L24 59V55H26ZM31 54V55H32ZM41 54H43V52H41L40 53V55ZM66 54H67V52H66ZM87 54V53H86ZM86 54H85V57H87L86 56ZM91 54V53H90ZM89 54V55H90ZM93 54V53H92ZM158 54V53H157ZM157 54H156V57H157ZM163 54V53H162ZM215 54H216V52H215ZM219 54V53H218ZM221 54V53H220ZM229 55L231 54L230 52L228 53ZM236 54V53H235ZM246 54H244L245 56H246ZM251 54V53H250ZM253 54H254V52H253ZM257 54H256V57L258 58V60H259V58L261 57V55H260V57H258L257 56ZM28 55V54H27ZM30 55V54H29ZM120 55H122L121 54V52L118 54V56H119V59H120ZM147 55V54H146ZM146 55H145V57H146ZM159 55V54H158ZM172 55V54H171ZM176 55V54H175ZM174 55V56H175ZM185 54H183V56L180 58V60L178 61V66L181 64L182 65V67H181V65L179 66V68H181V71L182 72H184V74L186 75V73L188 72V71H186V73H185V70H188V68H190V66H192L193 65V67H198V66H200V65H198V64H201V63H203L202 65H204L205 63L202 61L201 63H199V61H201L200 59L201 58H198V55H205V54H202V52H200L199 54L197 53V56L196 57H193L194 58V60H192V61H189L190 63H183V62H181L183 59H184V57L186 56H184ZM208 55H210L209 53H208ZM207 55V56H208ZM213 55V54H212ZM228 55V56H229ZM240 55V54H239ZM248 55V54H247ZM1 56H4L3 54L1 55ZM17 56H18V53H17ZM20 56V55H19ZM33 56H34V54H33ZM42 56V55H41ZM40 56V57H41ZM59 56H60V53H59ZM63 56V55H62ZM64 56H66V55H64ZM64 56H63V58H64ZM68 56V55H67ZM66 56V57H67ZM70 56V55H69ZM68 56V57H69ZM73 56V55H72ZM91 56V55H90ZM112 56V55H111ZM115 56H116V54H115ZM160 56V55H159ZM180 56H178V57H180ZM194 56V55H193ZM221 56V55H220ZM225 56H226V54H225ZM231 56L232 55H230V57H227V59L225 58V57H223V58H221V60L222 59H225L226 61L227 60H229L228 58H231ZM236 56V55H235ZM251 56H253L252 54H251ZM251 56H250V59H252L251 58ZM255 56V55H254ZM253 56V57H254ZM263 56V55H262ZM6 57H4V58H6ZM25 57H27V56H25ZM29 57H31V56H29ZM40 57L38 58L39 60H38V62H35V63H37V64H39V62H40ZM74 57V56H73ZM73 57H71V59L73 58ZM76 57V56H75ZM74 57V58H75ZM84 57V58H85ZM96 57V56H95ZM94 57V58H95ZM169 57V56H168ZM168 57H166V58H168ZM176 57V56H175ZM190 57V56H189ZM199 57H201V56H199ZM204 57H206V55L204 56ZM234 57V54H233V56H232V58ZM238 57V56H237ZM247 57V56H246ZM254 58V62L255 61H257L256 59L257 58ZM17 58V59H16ZM32 58V57H31ZM33 58H35V57H33ZM33 58H32V60H33ZM42 58H43V56H42ZM46 58V57H45ZM50 58V57H49ZM62 58V57H61ZM70 58V57H69ZM172 58V57H171ZM170 58V59H171ZM192 57H190V59H191ZM208 58H209V56H208ZM220 58V57H219ZM219 58H218V60H219ZM248 59H249V57H247ZM262 58V57H261ZM261 58H260V60H261ZM22 59V60H23ZM26 59V58H25ZM24 59V60H25ZM29 59V58H28ZM35 59V60H36ZM64 59H67V58H64ZM76 59H77V57H76ZM76 59L75 60H73V62L74 61H76ZM80 59V58H79ZM82 60H84L83 59V57L81 58ZM80 59V62H79V60H78V62L77 63H79V64H81V65H84V64H82V60ZM93 59V58H92ZM110 59H112V58H110ZM115 59V58H114ZM116 59H118V57L116 58ZM169 59V60H170ZM172 59H174V57L172 58ZM171 59V60H172ZM188 58H187V56H186V60H187ZM198 59H199V61H198ZM203 59H206V58H203ZM209 59H211L212 61H211V64L213 63L214 64V66H217L218 65V63H222L223 62V60H222V62H216V60H214V59H217V55H216V58L214 57H211L210 56V58ZM208 59V60H209ZM239 60H237L238 61V64H239V66H238V64H237V67H238V69H237V71H239L240 70V68L241 69H244V68H246L247 67V65H245V64H247L248 63V61L250 60H248L247 61V63H246V58H243V56H242V59H245V60H243V63L242 62H240L241 63V65H240V63H239V61H240V57L238 58ZM12 60V59H11ZM43 60H45V59H43ZM72 60H68V61H72ZM85 60H87V59H85ZM95 60V59H94ZM159 60H161V59H159ZM163 60V59H162ZM176 60V59H175ZM224 60V61H225ZM233 60V59H232ZM253 60V59H252ZM251 60V61H252ZM29 61V60H28ZM31 61V60H30ZM37 61V60H36ZM64 61V60H63ZM115 61V60H114ZM127 61V62H126ZM166 61V60H165ZM164 61V62H165ZM184 61V60H183ZM188 61V60H187ZM205 62H206V60H204ZM210 61V60H209ZM230 61V60H229ZM245 61V62H244ZM263 61V60H262ZM5 62V61H4ZM42 62H44V61H42ZM83 62H85V61H83ZM95 62V61H94ZM109 62H112V61H109ZM124 62H126V63H124ZM161 62V61H160ZM164 62H162L163 63V65H164ZM186 62V61H185ZM260 62V61H259ZM31 63H32V61H31ZM47 63V62H46ZM67 63H69V62H67ZM76 63V64H77ZM87 63V62H86ZM167 63V62H166ZM168 63H170V61L168 62ZM174 63V61H171V65ZM207 63V62H206ZM228 63H230V62H228ZM227 63V64H228ZM256 63V62H255ZM29 64H30V62H29ZM33 64V65H32ZM32 64H30V66L28 67V66H25L24 65V62H23V66L21 67V71L19 70V68H20V64L19 65H16V67L18 66V68H15V70H19L20 72L19 73H21L19 76H20V78H19V80L17 81L18 82V84H14L15 86H13L14 88H12V89H3V90H1L0 91V264H61V263H64L63 262V260H66L67 259V255H69L68 256V258H70V260H68V261H66V263L65 264H68V263H70V264H94L95 262V260L97 259V258H102L100 255L99 256H97L96 257V255H94L95 257H93L91 254H92V251L93 250H95L94 248H97V250L96 251H102L103 252V250L102 249H112L113 248V246L114 247H116V245L118 246L119 244H120V242H121V240H120V235L122 234V228H124L123 226V224L126 222V219L124 220L122 217H123V215L120 213V210H119V213L122 215V217H120L119 216V214L116 212V210L117 209H120V208H117L116 210L115 209H113L114 207H112L111 209H113V210H115L114 212H116L117 213V215H116V213H115V215L117 216V217H115V215L113 214L112 215V217L113 218H115V219H113V218H111L110 217V215L111 214H109V217L107 216L108 214H104V209L106 208L105 207V205H108L109 206V203H110V201H113L115 198H117V197H114L115 195H113V198L111 199V200H109L108 201V199L107 200H104V197L105 198H107V196H106V193H105V188H104V190H100V192L98 193V197H100L101 199H99V198H96L97 197V190H94V189H92V187L93 186H96V185H94V184H97V186H98V184H100V183H97V181H99V178L98 177H96L97 176V174L96 173H98V175H99V173H106V172H109V171H106V170H108V169H106V167H103V166H99V163L101 162V161H103V160H105L106 159V161H107V158H109V157H111V156H113V157H111V158H115V156L117 155L118 156V154L120 153V154H122V155H124L121 159H119L120 160V162H121V160H122V162H123V165L122 166H124V171L126 170L125 169V165H128V164H130V163H132L133 161L135 162V160L136 159H134L135 157H136V154H135V156L134 155H132V156H130L129 155V149H128V145H127V138H125V139H123L124 137H123V135L121 136V137H123L122 139L123 140H116V141H113L112 143H110L109 145L110 146H106V147H104L103 145L105 144V142H104V144L102 145H100V143L102 142V140H104L105 138L106 139H108V137H107V135H108V133L110 132V130H105L104 129V131H100L99 129L98 130H96L95 132H93L94 130H95V128H94V130H93V128H92V133L93 134H91L89 137H86L87 136V134L84 136L86 139H84V138H82V140L84 141L85 140V142H82V140L80 139V138H77V136L74 134L73 136H75V137H73L72 135L71 136H69L66 140H62V141H57V142H54V144H53V142H52V144H51V141H50V139L49 140H47V141H45L46 139H48V137H45V131L46 130H48V132H51L52 130L53 131H57L56 130V128H57V125H56V121H58V120H56L55 119V115L57 114V113H55V112H53L54 110L53 109H55V108H58V110L59 109H63L62 107H66V109H67V105L69 106V104L72 102V100L73 99H77L78 98V100H79V98L81 97H79V95L77 94V96H75L74 95V91L73 90H76V93H78L79 92V90H78V92H77V88H76V84H72V80L73 79H76L77 78V76H76V78H71V77H73V72H70L71 74H70V76L71 77H69L70 79H69V82L66 84V86H67V89L64 87V86H53L52 85V83L50 82V84L49 83H46V85L47 84H49V86H43L42 88H41V84H42V81L43 80H45L44 78H43V80H42V78H41V76H40V81H41V84L39 83L40 81H39V76L38 75H36V73H35V71L37 72V69H35L36 67H34V65H36V64H34V62L32 63ZM69 64H71V66H72V63H69ZM111 64V63H110ZM117 64V65H118ZM120 64V65H121ZM122 64V66H121V68L120 69H122L123 68V66H125V65H123ZM154 64H157V63H154ZM208 64H210V62L208 63ZM224 64H226L225 62H224ZM226 64V65H227ZM232 64L234 65V61H232ZM232 64L230 63V65L232 66ZM235 64V65H236ZM248 64H251V62L250 63H248ZM254 64V63H253ZM252 64V65H253ZM261 65L263 64L262 62L260 63ZM260 64H259V66H260ZM74 65V68H75V63L73 64ZM109 64H107V67H109L108 66ZM112 65V64H111ZM127 65V64H126ZM142 65H144V64H142ZM158 65H160L159 63H158ZM157 65V67H160V66H162V65H160V66H158ZM168 64H166V66H167ZM171 65H169V68H170V66ZM225 65V67L227 68V66ZM230 65H228V67H231ZM252 65H250V66H252ZM255 65V64H254ZM258 64L256 63V66H257ZM44 66H45V64H44ZM86 66V65H85ZM88 66V65H87ZM87 66L86 67H84V69L86 68V71L88 72V70H87ZM130 66V65H129ZM129 66H127L128 67V70H129ZM134 66V65H133ZM173 66L175 67V69H177V66H176V63H175V65L173 64ZM210 66V65H209ZM213 66V65H212ZM213 66V67H214ZM220 66V65H219ZM47 67H49L48 66V64H47ZM83 67L81 66L80 68H82L81 70L83 71L84 69H83ZM114 67V66H113ZM113 67H112V69H113ZM118 67V66H117ZM126 67V66H125ZM126 67V68H127ZM163 67H165V66H163ZM163 67H161L160 69L162 70V68ZM173 67V68H174ZM203 66H201V68H202ZM204 67H207V68H205L206 69V71H205V73H206V75L205 76H208V77H210L209 79H210V81L212 80L211 78H213V75L216 73H214V71H216V70H209L208 68H210V67H208V66H204ZM203 67V68H204ZM248 67H249V65H248ZM261 67H264V66H261ZM3 68V67H2ZM42 68V67H41ZM45 68V67H44ZM73 68V69H74ZM77 68H79V67H77ZM89 68V67H88ZM91 68V67H90ZM125 68V69H126ZM137 68H138V66H137ZM166 68V67H165ZM169 68H167V69H169ZM172 68V67H171ZM196 68H194L195 70H196ZM202 68V69H203ZM212 68V67H211ZM210 68V69H211ZM217 68H219L218 66H217ZM231 68H233V67H231ZM235 68V75H236V67H234ZM233 68V69H234ZM45 69H47V68H45ZM73 69L71 68V70L73 71ZM109 69H111V66H110V68ZM111 69V70H112ZM136 69V68H135ZM183 69H184V71H183ZM193 68L191 69L192 70V72L193 71H195ZM197 69H200V68H197ZM215 69V68H214ZM220 69V68H219ZM247 69V68H246ZM245 69V70H246ZM249 70H251L250 68H248ZM255 69V68H254ZM256 69H257V67H256ZM74 70H76V69H74ZM78 70V69H77ZM80 70V71H81ZM91 69H89V72H91L90 71ZM111 70H109V73H111L112 71ZM115 70H116V72H117V70H118V68L117 69H114V72H112V75H113V73H115L116 74V72H115ZM127 70V69H126ZM138 70V69H137ZM161 70H159V73L160 72H162ZM163 70H166V69H163ZM169 70H171V69H169ZM169 70H167L168 71V73H167V75L169 74ZM173 70V69H172ZM180 70V69H179ZM209 70V71H208ZM223 70H225L224 69V67H223ZM230 70V69H229ZM228 70V71H229ZM248 70V71H249ZM262 70V68H260V70H258V71H261ZM2 71V70H1ZM0 71V72H1ZM8 71H9V69H8ZM40 71V70H39ZM50 71H52L51 69H50ZM85 71V70H84ZM101 71V70H100ZM99 71V72H100ZM106 71V70H105ZM111 71V72H110ZM122 71H123V69H122ZM121 71V72H122ZM125 71V70H124ZM123 71V72H124ZM134 71V74L136 73L135 72V70H133ZM139 71V70H138ZM138 71H137V73H136V75L137 74H142V72H140V73H138ZM141 71V70H140ZM158 71V70H157ZM157 71H156V73H157ZM204 71V70H203ZM202 71V72H203ZM208 71V72H207ZM220 71V70H219ZM227 71V69H226V72H228ZM242 71V70H241ZM263 71V70H262ZM261 71V72H262ZM3 72H5L4 70L2 71V73ZM12 72V71H11ZM10 72V73H11ZM17 73H18V71H16ZM41 72H44V70L42 71H40V73ZM74 72H78V74H79V70L78 71H74ZM87 72H86V74H87ZM103 71H101V73H102ZM129 73H130V71H128ZM128 72H125V73H128ZM132 72V71H131ZM165 73H166V71H164ZM164 72H162V73H164ZM175 72H179L180 74L178 75L177 73H174V74H177L179 77V79H181L182 77H180V75L182 74L180 71H176L175 70ZM189 74H191V71H190V69H189ZM198 72H201V70H199V71H197V73ZM218 72V71H217ZM244 72H246V71H244ZM252 72V71H251ZM1 73V74H2ZM7 73V72H6ZM9 73V72H8ZM6 74V75H9L10 76V73L9 74ZM45 73V72H44ZM43 73V74H44ZM48 73V72H47ZM81 73V72H80ZM82 73H84V72H82ZM101 73H100V75L97 77L99 80H100V76H101ZM117 73H119V71L117 72ZM124 73V74H125ZM128 73V74H129ZM171 73H173V71L171 72ZM170 73V74H171ZM221 73V72H220ZM233 73V72H232ZM239 74H240V72H238ZM13 74H15V72L13 73ZM37 74H38V72H37ZM49 74L50 73H48V74H44L45 75V77H51V76H49ZM60 74V73H59ZM77 74V73H76ZM85 74V73H84ZM90 74V73H89ZM103 74H108V73H103ZM122 73H120V75H121ZM127 74V77L126 76H124L123 74V76L125 77V78H128V76L129 77H131V75H128ZM133 74V75H134ZM169 74V76H172V74L170 75ZM188 73H187V75H189ZM196 74V71L194 72V75ZM222 74H225V72L224 73H222ZM222 74H220L221 76H223ZM228 74V73H227ZM227 74H225V75H227ZM230 74V73H229ZM247 74V73H246ZM250 74V73H249ZM264 74V71H263V73H255V72H253L251 75H250V77L248 78H246L245 79V77L246 76H248V75H245V77H243V78H240L239 80H238V76L239 75H236V78H237V80H236V83L233 85V86H231V88L230 89H228V93L227 92H225L226 94H222L220 97H217V98H215L214 99V101L213 102H211L210 103V105L206 108V106L209 104V103H207V105L204 107V106H202V107H204V108H206L204 111L201 109V108H199V109H201L200 111L201 112H197L196 113V115H194V114H191V115H194L193 117V120L192 121H188L187 119H186V117H185V119L183 118V120L181 121V122H183V124H185V131H186V129H189V128H191V127H194V129H196L195 128V126L197 127L198 125H199V127H201L200 126V124H201V120H204V118L206 117H204V115H206L207 113L206 112H208L213 106L214 107H216L215 105H217V107L220 105L219 104V102L221 101V100H229L236 92H238L239 90H241V89H246L247 87H250L249 85L253 82V81H255V80H257V78L260 76V75H263ZM12 75V74H11ZM17 75V74H16ZM16 75L14 76V77H16ZM50 75H52V73L50 74ZM81 75V74H80ZM83 75V74H82ZM98 75V74H97ZM121 75V76H122ZM135 75V76H136ZM158 75H160V74H158ZM162 75V74H161ZM177 75H176V79H177ZM183 75V74H182ZM181 75V76H182ZM200 75H201V73H200ZM200 75H198V78H199V76ZM215 75H217V74H215ZM214 75V76H215ZM220 75H218V76H220ZM241 75H244V74H242V72H241ZM1 76V75H0ZM4 76H5V74H4ZM90 76H91V74H90ZM90 76H89V78H90ZM108 76H110V75H108ZM114 76V75H113ZM112 76V77H113ZM119 76V75H118ZM121 76H119V77H121ZM123 76H122V78H123ZM134 76V77H135ZM142 76V75H141ZM143 76H145V75H143ZM157 76V75H156ZM165 76H166V74H165ZM197 76V74L195 75V77ZM202 76V75H201ZM201 76H200V78H201ZM204 76V77H205ZM3 77V76H2ZM6 77V76H5ZM4 77V78H5ZM14 77H12V78H14ZM53 77V76H52ZM51 77V78H52ZM57 77H58V75H57ZM80 77V76H79ZM104 77V76H103ZM116 76H114L113 78H115ZM119 77H117V78H119ZM158 77V76H157ZM163 78H165L164 76H162ZM167 78H168V76H166ZM185 77V80L186 79H188V78H186V76H184ZM194 77V76H193ZM194 77V78H195ZM208 77H205V78H208ZM215 77H217V76H215ZM235 77V76H234ZM1 78V77H0ZM7 78V77H6ZM16 78H18V76L16 77ZM88 78V77H87ZM101 78H102V76H101ZM108 77H106L105 79H107ZM112 78V79H113ZM121 78V79H122ZM144 78V77H143ZM139 78L142 82V84H144V83H146L147 82V78ZM152 78H154V76L152 77ZM193 78V79H194ZM203 78V77H202ZM47 79V78H46ZM98 79H97V81H98ZM116 79V78H115ZM173 79H174V77H173ZM178 79V80H179ZM192 79V78H191ZM216 79H218V77L216 78ZM6 80V79H5ZM9 80V79H8ZM11 80H13V79H11ZM51 80V79H50ZM49 80V81H50ZM78 80V79H77ZM79 80H80V78H79ZM91 80H92V77H91ZM102 80V79H101ZM100 80V81H101ZM109 80H110V78H109ZM119 80V79H118ZM163 80V79H162ZM166 79H164V82L162 81V84L159 82V84H161L160 85V87L162 86V85H164L163 83H165V85H166V81H165ZM168 80V79H167ZM182 80V79H181ZM189 80V83H190V78L188 79ZM195 80V82H196V79H194ZM199 80H201L202 81V79H199ZM199 80H197V81H199ZM207 80V79H206ZM213 80H215V79H213ZM15 81V79L12 81V83ZM52 81V80H51ZM71 81V82H70ZM90 81V80H89ZM113 81V80H112ZM123 81V80H122ZM137 81H139V80H137ZM172 81V80H171ZM171 81H169V82H171ZM174 81H175V79H174ZM205 81V80H204ZM203 81V82H204ZM209 81V82H210ZM216 81V80H215ZM259 81V80H258ZM262 81H264V79H262ZM6 82H7V80H6ZM65 82V81H64ZM64 82L62 83V84H64ZM76 82H78V81H76ZM90 82H92V81H90ZM115 82V81H114ZM116 82H117V79H116ZM115 82V83H116ZM127 82V81H126ZM140 82V81H139ZM138 82V83H139ZM178 82V81H177ZM181 82V81H180ZM188 82V81H187ZM187 82H185V85H186V83ZM203 82H202V85L204 86V87H206V85H208V84H206V83H209L208 82V80H207V82L206 83H204V84H206V85H204L203 84ZM84 83V82H83ZM93 83V82H92ZM91 83V84H92ZM95 83V82H94ZM103 83V82H102ZM141 83H139V84H141ZM172 83V82H171ZM174 83H176V82H174ZM173 83V84H174ZM181 83H183V82H181ZM180 83V84H181ZM197 83H199V82H196L195 84H197ZM261 83V82H260ZM263 83V82H262ZM1 84V83H0ZM7 84V83H6ZM54 84V83H53ZM81 84H82V82H81ZM97 84V83H96ZM104 84H105V82H104ZM139 84L136 86V87H138L139 86ZM157 84V83H156ZM155 84V85H156ZM169 84V83H168ZM179 83H177V84H175V85H178ZM179 84V85H180ZM188 84V83H187ZM210 84H212L213 85V83H212V81H211V83ZM210 84H209V86H210ZM2 85H3V83H2ZM72 85L73 86H75V89L73 88V90L71 89V87H72ZM79 85V84H78ZM98 85V84H97ZM103 85V84H102ZM107 85V84H106ZM105 85V86H106ZM108 85H109V81H108ZM110 85H111V81H110ZM116 85V84H115ZM146 85H147V83H146ZM146 85H144V87L146 86ZM158 85V84H157ZM184 85V84H183ZM191 85V84H190ZM200 85V84H199ZM1 86V85H0ZM100 86L101 85H99V88H100ZM112 86V85H111ZM141 86V85H140ZM150 86V85H149ZM167 86V85H166ZM169 86H170V84H169ZM187 86V85H186ZM189 86V85H188ZM193 86H194V84H193ZM198 86V85H197ZM202 86V87H203ZM78 87V86H77ZM82 87V86H81ZM87 87V86H86ZM107 87V86H106ZM110 87V86H109ZM141 87H143V86H141ZM140 87V88H141ZM159 87V86H158ZM189 87H191V86H189ZM202 87H200V88H202ZM226 87V86H225ZM262 87V86H261ZM11 88V87H10ZM80 88V87H79ZM85 88V87H84ZM112 88V87H111ZM163 89H164V87H162ZM172 88V87H171ZM171 88H170V91H171ZM174 88H176V86L174 87ZM173 88V89H174ZM178 88V87H177ZM187 88V87H186ZM196 88V87H195ZM194 88V89H195ZM198 88L199 87H197V89L196 90H198ZM229 88V87H228ZM85 89H87V88H85ZM84 89V90H85ZM96 89V88H95ZM98 89V88H97ZM136 89V88H135ZM134 89V91H136L137 89H139V88H137L136 90ZM146 89V88H145ZM158 89H160V88H158ZM158 89H156V92H157V90ZM162 89V90H163ZM168 89H169V87H168ZM189 89V88H188ZM187 89V90H188ZM192 89V88H191ZM190 89V90H191ZM23 90H25V91H28L29 90V93H24L23 92ZM82 90V89H81ZM121 90V89H120ZM166 90V89H165ZM176 91L177 90H180V89H175ZM186 90V89H185ZM189 90V91H190ZM211 90V89H210ZM91 91V90H90ZM105 91V90H104ZM108 91V90H107ZM122 91V90H121ZM141 91H142V89H141ZM175 91V92H176ZM188 91V92H189ZM198 91H200V89L198 90ZM197 91V92H198ZM247 91V90H246ZM80 92H82V91H80ZM84 92L86 93V91H83V94H84ZM137 92H139V91H137ZM161 91H159V93H160ZM166 92V91H165ZM181 92V90L178 92V94L177 93H175V94H177L176 96H178L179 94H182L183 92H185L184 90H183V92L182 93H180ZM188 92H186V93H188ZM191 92V91H190ZM196 92V91H195ZM194 92V93H195ZM216 92V91H215ZM92 93H94V92H92ZM134 93V92H133ZM89 94H90V92H89ZM156 94V93H155ZM200 94V93H199ZM219 94V93H218ZM217 94V96H219ZM221 94V93H220ZM95 95V94H94ZM134 95H135V93H134ZM158 95V94H157ZM162 95V96H161ZM161 95H159L160 97H158V98H161V100L163 99L164 101L165 100H167V102H168V99L170 98V100H172V102H173V99H171V97L173 96L172 94H171V92H168V93H165L164 95H163V92L161 93ZM184 95H186V94H184ZM183 95V96H184ZM191 95H194V96H196V95H198V93H196V95L195 94H193V92H191ZM190 94H188V96H191ZM212 95V94H211ZM210 95V96H211ZM216 95V94H215ZM74 96L75 97H77V98H74ZM85 96V95H84ZM86 96H88V95H86ZM113 96H114V94H113ZM139 96H141V95H139ZM154 96H156V95H154ZM186 97V98H189V97ZM193 96V97H194ZM199 96V95H198ZM197 96V101L198 100H200L201 99V97L199 96L198 97ZM209 96V97H210ZM32 97V98H31ZM89 97V96H88ZM135 97H136V95H135ZM212 97V96H211ZM29 98H31V99H29ZM82 98V97H81ZM92 98H94V97H91V99ZM115 98V97H114ZM133 98H134V96H133ZM138 98V97H137ZM149 98V97H148ZM153 98V97H152ZM157 98V97H156ZM157 98V99H158ZM173 98V97H172ZM175 98V97H174ZM177 98V97H176ZM176 98L174 99L175 100V102H177L176 101ZM180 98V97H179ZM178 98V99H179ZM181 98H183V100H184V98H185V96L184 97H181ZM180 98V100H182ZM192 96L190 97V100H192V99H195V98H192ZM200 98V99H199ZM208 98V97H207ZM88 99H90V98H88ZM90 99V100H91ZM119 99H121V98H119ZM132 98H130V100H131ZM150 99V98H149ZM148 99V100H149ZM155 99V98H154ZM156 99V100H157ZM177 99V100H178ZM206 99V98H205ZM81 100V99H80ZM83 100H84V98H83ZM90 100H89V102H90ZM96 100V99H95ZM95 100H93V101H95ZM104 100V99H103ZM135 100V99H134ZM137 100H139V98L137 99ZM143 100H145V96H144V99ZM152 99H150V101L149 102H152V104L154 103L155 104V102H154V100L153 101H151ZM160 100V101H161ZM169 100V101H170ZM187 100V99H186ZM185 100V101H186ZM190 100L188 101V102H190ZM196 100V99H195ZM194 100V101H195ZM208 100H211L212 101V99L210 98H208ZM207 100V101H208ZM257 100V99H256ZM263 100V99H262ZM75 101H77V100H75ZM86 101V100H85ZM92 101V102H93ZM120 101V100H119ZM118 101V102H119ZM131 101H133V100H131ZM130 101V102H131ZM140 101V100H139ZM147 101V100H146ZM146 101H145V105H146ZM158 102H159V100H157ZM179 101V100H178ZM185 101H182V103L183 104H187V103H185ZM203 101V100H202ZM204 101H206V100H204ZM78 102V101H77ZM86 102H88V101H86ZM88 102V103H89ZM118 102H117V104H118ZM142 102V101H141ZM144 102V101H143ZM148 102V101H147ZM167 102H165L166 103V106L168 107V105H167ZM181 101H179V103H180ZM208 102H210V101H208ZM73 103V102H72ZM99 103H101V102H99ZM135 103H138V101H136ZM135 103H130V105H129V107L131 106V104H135ZM161 103H162V101H161ZM160 103V104H161ZM165 103H163L164 105H165ZM171 103V102H170ZM169 102H168V104H169V106L171 105ZM178 103V102H177ZM177 103H176V105H177ZM182 103H180L181 105H182ZM196 103V102H195ZM203 103V102H202ZM225 103H226V101H225ZM74 104V103H73ZM73 104H70V106L69 107H72L73 106ZM76 104V103H75ZM107 105H108V103H106ZM140 104V103H139ZM150 105H151V107H149L148 106V108H151L150 109V114L148 113V115L149 116H145V114L143 113V112H141V113H143V115H142V117L144 118V116L145 117H147V118H145L144 120L145 121H143V123H142V125L141 126H138L137 124H136V121H134L135 122V125H137V126H135V125H133V128H132V130H131V132L129 133V136H130V138H129V140H130V142H131V144L130 145H132V143L133 142H136L137 141V135H143L142 133L143 132H145V130H143V129H145V127L146 126H148L150 123H152V125H150L149 127H157V126H159L160 124H161V126H162V124L163 123H165L166 121H168V120H170V119H174V113H170L169 112V108L170 107H172V106H174V105H171L168 109H166V110H168V111H163L162 113H160V118L159 119H156V117H155V114H157V113H155L154 114V112L153 111H155V110H157L158 108L156 107V105L154 106V105H152L151 103H149ZM162 104V105H163ZM179 104V108L180 109H178V108H176V109H178L177 111V113H179L180 115H182V117L183 116H185V112H186V110H188V109H185V107L184 106H186V107H189V106H191V105H189V106H187V105H183V108H182V106ZM191 104V103H190ZM193 104V103H192ZM197 104V103H196ZM196 104H194L193 106H195ZM199 104H201V101H200V103ZM204 104V103H203ZM83 105H84V103H83ZM100 105V104H99ZM142 105H144V104H142ZM141 105V106H142ZM148 105V104H147ZM161 105V106H162ZM221 105H223L222 103H221ZM238 105V104H237ZM256 105V104H255ZM89 106H90V104H89ZM109 106V105H108ZM158 106H160V105H158ZM165 106V107H166ZM198 106H201V105H198ZM91 107V106H90ZM166 107V108H167ZM175 107V106H174ZM177 107V106H176ZM213 107V108H214ZM216 107V108H217ZM221 107V106H220ZM89 108V107H88ZM101 108V107H100ZM138 108V110H139V112H140V106L139 107H137ZM142 108H144L145 110H147V108H145V107H142ZM157 108V109H156ZM161 108V107H160ZM162 108H164V107H162ZM198 108H194V109H197V111H198ZM203 108V109H204ZM254 108V107H253ZM252 108V109H253ZM256 108V107H255ZM89 109H91V108H89ZM105 109V108H104ZM121 109V108H120ZM126 109V108H125ZM130 109H132V107L130 108ZM172 109V108H171ZM52 110V111H51ZM57 110V109H56ZM64 110V109H63ZM63 110H61V111H63ZM67 110H69V109H67ZM98 110V109H97ZM128 110V109H127ZM175 110V109H174ZM174 110H171V111H173L174 112ZM193 110V109H192ZM191 110V111H192ZM216 110H218V109H216ZM248 110V109H247ZM254 110V109H253ZM60 111V110H59ZM58 111V112H59ZM89 111V110H88ZM106 111V110H105ZM110 111V110H109ZM133 111V110H132ZM132 111L130 110V113H131V115H132ZM144 111V110H143ZM148 111V110H147ZM196 111V110H195ZM252 111V110H251ZM251 111H249V112H251ZM137 111L135 110L134 111V113H136ZM149 112V111H148ZM169 112V113H168ZM175 112H176V110H175ZM188 112H190V111H188ZM194 112V111H193ZM193 112H191V113H193ZM210 112H212L213 113V111H212V109H211V111ZM214 112H215V108H214ZM53 113H55V115H53ZM66 113V112H65ZM69 113H71V111L69 112ZM129 113V112H128ZM133 113V114H134ZM138 113V112H137ZM195 113V112H194ZM206 113V114H205ZM219 113V112H218ZM59 114V113H58ZM57 114V115H58ZM62 114V113H61ZM61 114H59L60 115V118H61ZM66 114H68V113H66ZM93 114V113H92ZM188 115L187 116H189V113H187ZM209 114V113H208ZM211 114V113H210ZM235 114V113H234ZM56 115V116H57ZM63 115H64V111H63ZM73 115V114H72ZM123 115V114H122ZM128 115V114H127ZM126 114H125V116H127ZM130 115V114H129ZM128 115V116H129ZM65 116V115H64ZM63 116V117H64ZM69 117H71L70 115H68ZM74 116V115H73ZM72 116V117H73ZM95 116V115H94ZM127 116V117H128ZM136 117V115H132L131 117ZM157 116V115H156ZM159 116H157V117H159ZM207 116H211V115H207ZM225 115H222L221 117H218V116H215L214 117V119H212L213 117H211L210 119H207V121H206V119H205V121L208 123H206V125H205V127H207V128H210V127H214V128H216L217 130H218V127H219V129H221L222 131H224L225 129H229V127L231 128V126H234L233 124H235V122H236V120L239 118H229L228 117V119L225 121L224 119L226 118V116L224 117ZM63 117H62V120H63ZM124 116H122V118H123ZM140 117V115L138 114V118ZM142 117H140V119L142 118ZM176 117V116H175ZM192 117V116H191ZM57 118L59 119V117L57 116ZM86 118V117H85ZM84 118V119H85ZM129 118H130V116H129ZM129 118H128V120H129ZM142 118V119H143ZM155 118V119H154ZM177 118V117H176ZM176 118H175V120H176ZM180 118V117H179ZM179 118H177L178 119V121L180 122V120H179ZM203 118V119H202ZM208 118V117H207ZM65 119H67L66 117H65ZM72 119H75L74 117L72 118ZM91 119V118H90ZM121 119V118H120ZM131 119V118H130ZM133 119V118H132ZM135 119V118H134ZM139 119V120H140ZM141 119V120H142ZM81 120H83V119H81ZM126 120H127V118H126ZM137 120V119H136ZM175 120H172V121H175ZM223 120L225 121L223 124H222V126H221V123L223 122ZM120 121H122V120H120ZM132 121V120H131ZM130 121V122H131ZM239 121V120H238ZM59 122V121H58ZM92 122H94L93 120H92ZM100 122V121H99ZM117 122H119V120L117 121ZM123 122V121H122ZM127 122H129V121H127ZM130 122H129V126H132V124L133 123H131V125H130ZM210 122V123H209ZM60 123V122H59ZM61 123H63V122H61ZM126 123V122H125ZM140 123H141V121H140ZM237 123V122H236ZM92 124V123H91ZM118 124V123H117ZM123 124V123H122ZM60 125V124H59ZM62 125H64V123L63 124H61V127H62ZM90 125V124H89ZM100 125V124H99ZM111 125H112V123H111ZM165 125V124H164ZM169 125V124H168ZM93 126H94V123H93ZM96 126H97V124H96ZM169 126H171V125H169ZM175 126V125H174ZM177 126V125H176ZM182 127H183V125H181ZM58 127H60V126H58ZM114 128L116 127L115 125L113 126ZM119 127H121L120 125H119ZM135 127V128H134ZM164 127H166V126H164ZM168 127V126H167ZM179 127V126H178ZM177 127V128H178ZM181 127V128H182ZM183 127V128H184ZM187 127H189V128H187ZM198 127V129H200ZM262 127V126H261ZM260 127V128H261ZM264 127V126H263ZM88 128H91V127H89L88 126ZM100 128H102V127H100ZM110 128V127H109ZM130 128V127H129ZM129 128H128V126H127V128H125V130L126 129H128L129 130ZM163 128V127H162ZM171 128V127H170ZM169 127H168V129H170ZM175 128V127H174ZM180 128V129H181ZM206 128V129H207ZM214 128H211V129H213L214 130ZM57 129H59V128H57ZM61 129H64V128H61ZM61 129H59L58 130V132L61 130ZM120 129V128H119ZM157 129V128H156ZM155 129V130H156ZM164 129V128H163ZM167 129V128H166ZM179 129V128H178ZM177 129V130H178ZM180 129L176 132V134L178 133V132H180ZM215 129V130H216ZM118 130V129H117ZM124 130V129H123ZM141 130H143V131H141ZM151 130H154V129H152L151 128ZM154 130V131H155ZM171 130H172V128H171ZM170 130V131H171ZM173 130H175V129H173ZM182 130H184V129H182ZM160 131V130H159ZM165 131V130H164ZM164 131H161V132H164ZM176 131V130H175ZM194 131V130H193ZM192 131V132H193ZM219 131V130H218ZM262 131H264V129H262ZM47 132V131H46ZM149 133L150 132H152V131H148ZM158 132V131H157ZM169 132V131H168ZM53 133V132H52ZM57 133V132H56ZM56 133H53V134H55V136H56ZM153 133V132H152ZM156 133V132H155ZM165 133V132H164ZM174 133V132H173ZM190 133V132H189ZM188 133V134H189ZM62 134V133H61ZM118 134V133H117ZM119 134H121V133H119ZM145 134V136H146V134L147 133H144ZM158 134H160L159 132H158ZM157 134V135H158ZM163 134V133H162ZM162 134H160V135H162ZM167 134V133H166ZM171 134V133H170ZM192 134H194V132L192 133ZM200 134V133H199ZM258 134H260V133H258ZM48 135H49V137H50V133H48ZM48 135H46V136H48ZM154 134H152V136H153ZM156 135V134H155ZM155 135L153 136V137H155ZM164 135V134H163ZM163 135H162V138L164 139V137H163ZM169 135V134H168ZM174 136H175V134H173ZM180 135V134H179ZM190 135V134H189ZM196 135V134H195ZM195 135L192 137L193 139H195ZM54 136V135H53ZM62 136H63V134H62ZM62 136H60V137H62ZM119 136V135H118ZM128 136V137H129ZM151 136V137H152ZM167 135H165V137H166ZM171 136V135H170ZM174 136H171V138L172 137H174ZM182 136V135H181ZM181 136H179V137H181ZM184 136H185V138L187 137L186 136V134H184ZM184 136H182L183 138H184ZM197 136V135H196ZM261 136H264V132H263V135H261ZM44 137H45V140H44ZM51 137H52V134H51ZM57 137V136H56ZM59 137V136H58ZM59 137V138H60ZM79 137V136H78ZM126 137H127V135H126ZM147 137V136H146ZM157 137V136H156ZM155 137V138H156ZM179 137H177V138H179ZM58 138V139H59ZM140 139H141V137H139ZM149 138V137H148ZM159 138V137H158ZM167 139H168V137H166ZM170 138V137H169ZM191 138V139H192ZM197 138H199V137H197ZM197 138H196V141H197ZM57 139V138H56ZM62 139H63V137H62ZM105 139V140H106ZM146 139V138H145ZM154 138H152L151 140H153ZM162 139V140H163ZM174 139V138H173ZM173 139H170V140H173ZM180 139H182V138H180ZM180 139H177V140H180ZM51 140H52V138H51ZM87 140V141H86ZM110 140V139H109ZM128 140V141H129ZM142 140V139H141ZM147 141H149L148 139H146ZM157 140V139H156ZM159 140H161V139H159ZM187 140V139H186ZM200 140V139H199ZM198 140V141H199ZM54 141V140H53ZM56 141V140H55ZM181 141V140H180ZM195 141V140H194ZM193 140L192 141H190V142H192V145L194 144L193 142H194ZM195 141V144L193 145V146H195L196 145V147H197V149H198V144L200 143H202V141H200V142H196ZM106 142H108V140H106ZM111 142V141H110ZM130 142H128V143H130ZM155 142V141H154ZM158 142V141H157ZM178 141H176V143H177ZM185 142V141H184ZM189 142V143H190ZM264 142V141H263ZM263 142H261L262 144H263ZM109 143V142H108ZM138 143V142H137ZM144 143V142H143ZM175 143V142H174ZM173 143V144H174ZM198 143V144H197ZM134 144V143H133ZM140 144V143H139ZM138 144V145H139ZM156 144V143H155ZM158 144V143H157ZM178 144V143H177ZM182 144V143H181ZM203 144V143H202ZM100 145V146H99ZM107 145V144H106ZM137 145V146H138ZM144 145V144H143ZM261 145V144H260ZM260 145L257 147V148H260ZM103 146V147H102ZM133 146V145H132ZM149 147L150 145H146L145 147ZM152 147H153V145H151ZM151 146H150V148H151ZM188 146V147H187ZM189 146H191V143H190V145L188 144V145H186L185 147H186V149H188L189 148ZM193 146H192V149H194L193 148ZM204 146H205V144H204ZM234 146V145H233ZM262 146V145H261ZM264 146V145H263ZM134 147L135 148H137L136 147V144H134ZM133 147V148H134ZM144 146H143V148H145ZM182 147H184L183 145H182ZM195 147V148H196ZM201 147H203V146H201ZM130 148V147H129ZM138 148H141L140 146L138 147ZM158 148V147H157ZM191 148V147H190ZM206 148V147H205ZM126 149H128V153H126ZM175 149V148H174ZM173 149V150H174ZM178 149H180V145H179V148ZM183 149V148H182ZM202 149V148H201ZM130 150H132V149H130ZM136 150V149H135ZM138 150V149H137ZM159 150V151H158ZM158 150L156 151L157 152V155L155 156V160H156V162L153 160V162H155L156 164L158 163V164H160L159 166H161V165H163V166H167V163L170 161V159H172L173 161L175 160V159H177V157L175 158V159H173V158H171L172 156H174V155H172L171 156V154H173V152L174 151H172V147H166L164 150H161V149H159L158 148ZM184 150H185V148H184ZM199 150V149H198ZM179 151V150H178ZM177 151V148H176V152H175V154L178 152ZM188 151V150H187ZM196 149H195V155H196ZM204 151V150H203ZM264 151V150H263ZM132 152V151H131ZM130 152V153H131ZM142 152V151H141ZM179 152H181V151H179ZM179 152H178V155H179ZM200 153L202 152V151H199ZM207 152V151H206ZM139 154V153H138ZM137 154V155H138ZM147 154V153H146ZM145 154V155H146ZM149 154H152V152H150L149 151ZM182 154H184V153H182ZM189 154V153H188ZM188 154H187V158L189 157L188 156ZM203 154V153H202ZM264 155V152L263 153H261V155ZM140 155V154H139ZM144 155V156H145ZM155 155V154H154ZM204 155L205 154H203V156L201 155V157H200V160L199 159H197V157H196V159L198 160V162H200L201 161V158L202 157H204ZM261 155H259L258 157H262V159H264V157L263 156H261ZM133 156H134V158H133ZM144 156H143V158H144ZM149 156V155H148ZM148 156H147V158H148ZM169 156H171V157H169ZM176 156V155H175ZM184 156V155H183ZM198 156V155H197ZM235 155H233V157H234ZM237 156V155H236ZM146 157V156H145ZM153 157V156H152ZM194 157V158H195ZM229 157V156H228ZM231 157H232V154H231ZM232 157V158H233ZM243 157V156H242ZM180 158H182V157H180ZM193 158V156L191 157V159ZM227 158V157H226ZM238 158V157H237ZM259 158V159H260ZM149 159V158H148ZM148 159H147V161H148ZM154 159V158H153ZM185 159V158H184ZM189 159H190V157H189ZM261 159V160H262ZM186 160V159H185ZM197 160H195V161H197ZM223 160V159H222ZM228 160V159H227ZM234 160V159H233ZM117 161V160H116ZM137 161V160H136ZM144 161V160H143ZM152 161V160H151ZM181 161H182V159H181ZM187 161H189V160H187ZM264 161V160H263ZM139 162V161H138ZM138 162H136V163H138ZM141 162V161H140ZM152 162V163H153ZM177 161L175 160V165L178 163H176ZM191 162V161H190ZM193 162H194V160H193ZM220 162V161H219ZM222 162H226L227 163V161L225 160V161H222ZM108 163V162H107ZM115 163V162H114ZM136 163H132V164H136ZM152 163L150 164V168H152ZM173 163V162H172ZM172 163H171V168H172ZM192 163V162H191ZM190 163V164H191ZM195 163V162H194ZM201 163H202V161H201ZM119 164V163H118ZM132 164H130V165H132ZM140 164H143V162L142 163H140ZM144 164H145V162H144ZM158 164L157 165H154V166H158ZM183 164H185L186 165V161H185V163H182V165ZM189 163H187V165H188ZM193 164V163H192ZM199 164V163H198ZM217 164V163H216ZM254 164H257V163H254ZM110 164H108V166H109ZM175 165H173V166H175ZM181 165V168L182 169H184L185 168V166H184V168H183V166ZM187 165H186V170H187ZM196 165H197V163H196ZM258 165V164H257ZM105 166V165H104ZM111 166V165H110ZM133 166V165H132ZM132 166H130V168L132 167ZM148 166V165H147ZM154 166H153V168H154ZM189 166H191V168H193V166L192 165H189ZM189 166H188V168H189ZM201 166H202V164H201ZM200 166V167H201ZM264 166V165H263ZM118 168H119V166H118ZM142 168H143V166H142ZM175 168H176V166H175ZM194 168H195V166H194ZM198 168H199V165H198ZM250 168V167H249ZM249 168L247 169V172H248V170H249ZM253 168H254V165H253ZM260 168H262V165H260ZM259 168V169H260ZM123 169V168H122ZM129 169V165H128V168H127V170ZM145 169H146V166H145ZM159 169V168H158ZM162 168H160L159 170H161ZM170 168H168V171H171V170H169ZM174 169V168H173ZM178 168H176V173H178V171L179 170H177ZM256 169V168H255ZM257 169H258V166H257ZM109 170H110V168H109ZM111 170H114L113 168L111 169ZM116 170H119V169H116ZM147 170V169H146ZM150 170H152V169H149V172H152V171H150ZM165 170H167L166 168H165ZM165 170H162V171H165ZM189 170H191V169H189ZM193 171H194V169H192ZM191 170V171H192ZM246 170V169H245ZM244 170V171H245ZM251 170V169H250ZM253 171H254V169H252ZM251 170V171H252ZM261 170V169H260ZM260 170H255V171H260ZM263 170V169H262ZM106 171V172H105ZM123 171V170H122ZM156 171V170H155ZM158 171V170H157ZM180 171H181V169H180ZM185 171V170H184ZM188 171V170H187ZM198 171V170H197ZM251 171H249V172H251ZM251 172L252 173V175H253V173H255L256 174V177L258 176L257 175V173L256 172ZM118 172H120V171H117V173ZM160 171H158V176H159V174H160V176H161V172L159 173ZM183 172V171H182ZM247 172H245V174L244 175H248V173ZM100 174L99 176L101 177V176H103V177H105L106 176V178L108 177V178H111V177H109L108 176V174L110 173L111 174V172H109L107 175L106 174ZM121 173V172H120ZM119 173V174H120ZM141 173V172H140ZM154 173V170H153V172H152V174ZM167 173V171L165 172V174ZM170 173H173V170H172V172H170ZM186 173V172H185ZM184 173V174H185ZM188 173H190V172H188ZM188 173H186V174H188ZM194 173V172H193ZM251 173H250V175H251ZM260 173H264L263 171H261ZM112 174H114L113 173V171H112ZM115 174H116V171H115ZM118 174V176H120ZM152 174H151V178H152ZM164 174V175H165ZM169 174V173H168ZM174 175H175V173H173ZM180 174V173H179ZM179 174H176V177H179L180 175ZM185 174V175H186ZM192 174V173H191ZM258 174H259V172H258ZM260 175L261 177H264L263 175ZM75 175H79L80 177H79V179H77V180H79V181H77V183L75 184L76 186L75 187H73V188H71V190L69 191V192H66L64 195L63 194H61L62 193V191H63V187H64V185L68 182V183H70L73 179H74V181H75V179H76V176ZM96 175V176H95ZM154 175V174H153ZM163 174H162V176H164ZM170 175V174H169ZM179 175V176H178ZM182 175V177H183V173L181 174ZM189 175V174H188ZM250 175H248V176H250ZM111 176V175H110ZM114 175H112V177H113ZM121 176H124V175H122L121 174ZM120 176V177H121ZM138 176H140V175H138ZM147 176V175H146ZM165 176H167V175H165ZM187 176V175H186ZM78 177V176H77ZM115 177H117V176H115ZM125 177V176H124ZM124 177H122V178H124ZM135 177V176H134ZM141 177H142V175H141ZM153 177H156V176H153ZM181 177V176H180ZM181 177V178H182ZM239 177V176H238ZM242 177V176H241ZM254 177V179H255V175L253 176ZM252 177V178H253ZM261 177H259L258 179H256L254 182H255V184H252V185H254L256 188L258 187V186H260V184L262 185V181H263V178H261ZM97 180H96V179ZM117 178H119V177H117ZM117 178H114V180H116ZM128 178V177H127ZM137 178V177H136ZM147 178V177H146ZM159 178V177H158ZM244 178V177H243ZM248 179H250L249 177H247ZM125 179V178H124ZM129 179V178H128ZM142 179H144V176L142 177ZM149 179V178H148ZM152 179H157V178H152ZM234 179V178H233ZM236 179V178H235ZM234 179V180H235ZM248 179H246V180H248ZM253 179V180H254ZM101 180V179H100ZM126 180V179H125ZM130 180V179H129ZM131 180H132V178H131ZM134 180V179H133ZM136 180V179H135ZM134 180V181H135ZM144 180H146V179H144ZM230 180V179H229ZM228 180V181H229ZM232 180V179H231ZM230 180V181H231ZM237 180V183L236 184H238L239 183V178L238 179H236ZM235 180V181H236ZM245 180V181H246ZM251 180V179H250ZM70 181V182H69ZM123 181V180H122ZM121 181V182H122ZM128 181V180H127ZM167 181V180H166ZM227 181V182H228ZM241 181V180H240ZM244 181V179H243V186H247V191H249L250 192V190H248V184H246L247 182H245ZM249 181V180H248ZM96 182V183H95ZM116 182V181H115ZM114 182V183H115ZM118 182V181H117ZM126 181H124V183H125ZM129 182V181H128ZM140 182V181H139ZM138 182V183H139ZM231 182H233V180L231 181ZM245 182V183H244ZM254 182H252V183H254ZM118 183H120V182H118ZM134 183V182H133ZM133 183H131L132 185H134ZM137 183V182H136ZM135 183V184H136ZM230 183V182H229ZM229 183H227V187H229L228 186V184ZM250 183V185H251V181L249 182ZM72 184H73V181H72ZM101 184H103V183H101ZM100 184V186H102ZM126 184H128L127 182H126ZM125 184V185H126ZM232 184H234V183H232ZM231 183H230V185L233 187L234 185H232ZM240 184H241V186H242V182L241 183H239L238 185H239V187H240ZM74 185V184H73ZM72 185V186H73ZM121 185V183L119 184V186ZM124 185V184H123ZM123 185H121L122 186V188L125 186H123ZM249 185V186H250ZM251 185V186H252ZM97 187V188H101V187ZM104 186V185H103ZM103 186H102V189H103ZM108 186V185H107ZM118 186V187H119ZM120 186V187H121ZM245 186V187H246ZM68 187V186H67ZM71 187V186H70ZM109 187V186H108ZM128 187V186H127ZM130 187V186H129ZM134 187H135V185H134ZM136 187H137V184H136ZM226 187V186H225ZM231 187V188H232ZM244 187V188H245ZM260 187H262V186H260ZM259 187V188H260ZM94 188V187H93ZM117 188V187H116ZM121 188V189H122ZM140 188V187H139ZM223 188V187H222ZM234 188H236V186H234ZM234 188H232V190L234 189ZM254 188V187H253ZM263 188H264V184H263ZM131 189H132V187H131ZM133 189H135V188H133ZM219 189V188H218ZM224 189V188H223ZM227 189V188H226ZM225 189V190H226ZM241 189H243V188H241ZM251 189H252V187H251ZM255 189V188H254ZM66 191H67V189H65ZM77 191V190H81V195H80V197L79 198H81V196H82V193H84V192H82L83 190L84 191H86V194H85V196H86V198H88V199H86V200H92L93 201V199H91V191H93L94 190V192L95 191H97V192H95L96 193V196H95V194H93L94 195V197L97 199V201H98V199L99 200H102L100 203V205H103L104 207V209L102 210V209H100L101 211H102V213L101 214H98V215H95L94 213H97L96 211L98 210V207H101V206H99L98 204L99 203H97V201H96V205H98V207L96 206V205H91V202L88 204V203H85V202H83L82 200H80L79 198V200L80 201H82L83 203H85V205H79V203H81V202H79V200H78V206H77V204H75L74 203V199H76L77 197L75 196V194L77 195V192L74 194L73 192L74 191ZM110 190V189H109ZM112 190V189H111ZM147 190V189H146ZM229 191H231V189H228ZM235 190H237V188L235 189ZM253 190V189H252ZM220 191V190H219ZM238 191H239V189H238ZM242 191V190H241ZM243 191L244 192H247L246 190H244L243 189ZM254 191V190H253ZM261 191V190H260ZM65 192V191H64ZM94 192H92V193H94ZM107 192V191H106ZM112 192H114V191H112ZM211 192H213V191H211ZM228 192V191H227ZM235 192H237V191H235ZM234 192V195L236 194L237 195V193H235ZM244 192H242V195L244 196ZM259 192V191H258ZM258 192L256 193V189H255V191H254V194L256 193V194H258ZM108 193V192H107ZM208 193V192H207ZM215 194H216V192H214ZM213 193V194H214ZM230 193H233V192H230ZM253 193V192H252ZM261 193H263V191L261 192ZM60 194L61 195H63V196H60ZM74 194V195H73ZM110 194H111V192H110ZM109 194V195H110ZM115 194V193H114ZM214 194V196H216ZM223 194H225V193H222V195ZM246 194H248V193H246ZM250 194V193H249ZM254 194H252V195H254ZM84 195V194H83ZM92 195V196H93ZM109 195H108V197H109ZM126 195V194H125ZM206 195V194H205ZM211 194H209V196H210ZM222 195H220V196H222ZM238 195H239V193H238ZM241 195V196H242ZM260 195V194H259ZM76 198H75V197ZM77 196H79V194L77 195ZM84 196V197H85ZM111 196V195H110ZM208 196V195H207ZM209 196H208V198H209ZM217 196H218V194H217ZM216 196V197H217ZM73 197H74V199H73ZM112 197V196H111ZM197 196H195L194 198H196ZM198 197H200V196H198ZM197 197V198H198ZM215 197V198H216ZM224 197V196H223ZM222 197V198H223ZM236 197V196H235ZM238 197V196H237ZM246 197H248V199H249V195L248 196H246ZM251 197V196H250ZM83 198V197H82ZM93 198V197H92ZM94 198V199H95ZM110 198V197H109ZM120 198H122V197H120ZM120 198H119V200H120ZM124 198V197H123ZM205 198V197H204ZM207 198V197H206ZM212 198V196L209 198V199H211ZM214 198V197H213ZM212 198V200H215V201H219V198L217 197V200L216 199H213ZM232 198V197H231ZM242 198H245V197H241V199L240 200H237V201H241L242 200ZM85 199V198H84ZM202 199H203V197H201V201H202ZM208 199V200H209ZM225 199V198H224ZM224 199H222V201L224 200ZM227 199V198H226ZM236 199V198H235ZM246 199V198H245ZM244 199V200H245ZM77 200V199H76ZM85 200V201H86ZM119 200H117V202L119 201ZM194 200V199H193ZM196 200V199H195ZM194 200V201H195ZM212 200H210L211 202H208V203H210L209 205L210 206H212ZM221 200V199H220ZM232 200H234V198H232L231 199V201ZM197 201H199V200H197ZM221 201V202H222ZM225 201H227V200H225ZM249 201V200H248ZM86 202H88V201H86ZM95 202V201H94ZM107 202H109V203H107ZM114 203L113 204H111V205H114L115 203H117V202H115V201H113ZM203 202H204V200H203ZM207 202H205V203H207ZM221 202H219V204L221 203ZM83 203H81V204H83ZM204 203V204H205ZM218 203V202H217ZM217 203H215V205H217ZM222 203H224V202H222ZM233 203V202H232ZM235 203V202H234ZM195 204H197V203H195ZM199 204V203H198ZM227 204V203H226ZM229 204H230V202H229ZM236 204V203H235ZM111 205H110V207H111ZM117 205V204H116ZM115 205V206H116ZM120 205V204H119ZM118 205V206H119ZM162 205V204H161ZM164 205V204H163ZM206 205V204H205ZM208 205V206H209ZM213 205H214V203H213ZM215 205H214V207H215ZM220 205H223V204H220ZM225 205V204H224ZM234 205V204H233ZM236 205H238V203L236 204ZM196 207L198 206V208H196V209H198L199 210V205H195ZM209 206V207H210ZM228 206V205H227ZM232 206V205H231ZM230 205H229V207H231ZM235 206V205H234ZM243 206V205H242ZM117 207V206H116ZM213 207V208H214ZM226 207V206H225ZM236 207V206H235ZM235 207H233V208H235ZM237 207H239V206H237ZM257 207V206H256ZM260 207V206H259ZM259 207H257V209L259 208ZM212 208V207H211ZM220 209L221 208H223L224 209V207H219ZM218 208V209H219ZM228 208V207H227ZM232 208V207H231ZM191 209H193V208H191ZM219 209V210H220ZM226 209V208H225ZM236 209V208H235ZM235 209H232V210H235ZM188 210V209H187ZM213 210V209H212ZM227 210V209H226ZM229 210V209H228ZM232 210H230V211H232ZM236 210H239L238 208L236 209ZM243 210V209H242ZM259 210H261L260 208H259ZM264 210V209H263ZM100 211V212H101ZM118 211V210H117ZM158 211V210H157ZM156 211V213H158ZM163 211V210H162ZM161 211V212H162ZM189 211V210H188ZM192 211V210H191ZM200 212L197 214V216H196V220L195 221H199V220H202L203 218H204V216L207 214L208 215V211L209 210H207V208H204V209H202V210H199ZM216 211V210H215ZM262 211V210H261ZM129 212V211H128ZM171 212V211H170ZM186 212V211H185ZM213 212V211H212ZM233 213L235 212V211H232ZM99 213V212H98ZM108 213V212H107ZM110 213V212H109ZM136 213V212H135ZM155 213V212H154ZM146 214V215H154L155 216V214ZM165 213V212H164ZM163 213V214H164ZM167 213V212H166ZM166 213H165V216H166ZM174 212H172L171 214H173ZM196 213V212H195ZM213 213H215V212H213ZM262 213H263V211H262ZM160 214V213H159ZM162 214V213H161ZM168 214V213H167ZM176 214V213H175ZM178 214V213H177ZM176 214V215H177ZM180 214V213H179ZM185 214V213H184ZM190 214V213H189ZM212 214V213H211ZM260 214H261V212H260ZM93 215V216H92ZM127 215V214H126ZM129 215V214H128ZM137 215V214H136ZM143 217H146V218H148L147 216H144L143 214H141ZM182 215V214H181ZM209 215H210V213H209ZM208 215V216H209ZM214 215V214H213ZM263 215H264V213H263ZM153 216V217H154ZM161 216V215H160ZM168 216H169V214H168ZM175 216V215H174ZM178 216H180V215H178ZM190 215H188V217H189ZM194 216V215H193ZM207 216V217H208ZM129 217H130V215H129ZM128 217V218H129ZM134 217V216H133ZM136 218L138 217V216H135ZM140 217V216H139ZM143 217H141L140 219H142ZM150 218H151V216H149ZM152 217V219H154V218H156V219H158L157 217H154L153 218ZM163 218H165L164 216H162ZM173 217V216H172ZM171 217V218H172ZM177 217V216H176ZM261 217H262V214H261ZM127 218V217H126ZM127 218V219H128ZM132 218V217H131ZM131 218H129V220H131ZM161 218V217H160ZM171 218H168L167 217V219H160V221H158V220H156V222H155V220H154V226H152L153 225V223L152 222H149V225H151L150 223H152V225H151V227H149V226H144L143 228H144V230L142 231L141 229H140V227H142V225L144 224L143 222H144V220L142 221V220H140V221H142L141 222V226H139L138 228L142 231L141 233H139V231L137 232L138 234H139V236L137 235V233H135L133 230H134V228L136 227V225H138L137 224V222H135V218H133L134 219V222H135V226H134V228L131 230V228L130 227H127V229L125 228V230L126 231H128V228H130L129 230L131 231V232H129V233H132V231L138 236L137 238H139V240H140V250H139V252L137 253L136 251V253H137V255H135V258L134 259H130V257H129V259H130V264H233L234 263V256H232L231 254H228L227 255V253H226V255H225V257H224V255L222 256V255H220L219 256V252H220V244H219V242H218V236H219V233L218 232H216V230H214V229H212V228H210L209 229V231L210 232H208V230H207V232L205 233V231H203L202 230V227H198V224H196V226H197V228H196V226L194 227V229H190V231L192 230V232L191 233H189L190 231H189V229L188 228H185L186 229V232H187V229H188V233L189 234H186V232H183V233H185V234H182L181 232L183 231V229H181V230H179V235H178V231L176 232V230H177V228H176V230L174 231L173 230V228L174 227H171V229H170V224H171V221L173 220H168V219H171ZM175 218V217H174ZM179 219H180V217H178ZM186 218V217H185ZM184 218V219H185ZM208 218H210V217H208ZM208 218H206V219H208ZM216 218V217H215ZM260 218V217H259ZM113 219V220H112ZM262 219V218H261ZM264 219V218H263ZM263 219H262V221H263ZM148 220V219H147ZM189 220H191V219H189ZM205 220V219H204ZM217 220V219H216ZM123 221H125V222H123ZM128 221V220H127ZM132 221V224H133V220H131ZM152 221V220H151ZM158 221V222H157ZM175 221H177V220H175ZM174 220H173V222H175ZM178 221H181V220H178ZM184 221H186V220H183L182 222H184ZM209 221V220H208ZM207 221V222H208ZM220 221V220H219ZM139 222V221H138ZM146 222V221H145ZM187 222V221H186ZM190 223H191V221H189ZM194 222V221H193ZM192 222V223H193ZM131 223V222H130ZM191 223V224H192ZM202 223V222H201ZM209 223V222H208ZM211 223V222H210ZM261 223V222H260ZM122 224V226L118 229V226L119 225H121ZM126 224H127V222H126ZM145 224H147V223H145ZM195 224V223H194ZM259 224V223H258ZM128 225H129V223H128ZM127 225V226H128ZM140 225V224H139ZM169 225V229H170V231H172L173 230V232H175L178 236H179V238H180V240H178V238H177V235L175 236V238H177V240L179 241V244H181L182 246H181V248L182 247H188V251H185L184 253H181V250L179 251H177V252H172V253H168V251H167V253L169 254L168 256H167V254L165 255V254H163V253H161V251H160V248L159 247H161L162 248V250H163V247H165V246H163V245H165V244H168L170 241L172 242V240H174L175 241V238H173L174 236H172V235H170V234H172V233H168L167 234V232H166V234L164 233V234H161L160 232H162V230L164 231V229H166L167 228V226ZM176 225V224H175ZM200 225V224H199ZM220 225V224H219ZM126 226V225H125ZM130 226V225H129ZM174 226V225H173ZM178 226V225H177ZM205 226H208V224L207 225H204V227ZM210 226H212V225H210ZM216 226V225H215ZM252 226V225H251ZM255 226H257L256 224H255ZM255 226H252V227H255ZM149 227V228H148ZM176 227V226H175ZM193 227V226H192ZM203 227V228H204ZM137 228V227H136ZM135 228V229H136ZM181 228V227H180ZM184 228V227H183ZM196 228V229H195ZM224 228V227H223ZM222 228V229H223ZM258 228V227H257ZM175 229V228H174ZM185 229H184V231H185ZM221 229V228H220ZM248 229V228H247ZM259 230H260V232H258V233H254L255 234V238L257 239V241L258 240H264V221H263V223H261V226H260V228H258ZM167 230H168V228H167ZM166 231V230H165ZM250 231V230H249ZM127 232V233H128ZM168 232H169V230H168ZM125 233V232H124ZM161 234V235H159V236H157L156 237V235L157 234ZM175 233H173V234H175ZM204 233V234H203ZM182 234V235H181ZM225 234V233H224ZM252 233H250V238L252 237V235H251ZM180 235H181V237H180ZM244 236H245V234H243ZM122 236V235H121ZM126 236V235H125ZM124 236V237H125ZM128 236V235H127ZM75 237H77V239H71V238H75ZM123 237V236H122ZM121 237V238H122ZM129 237V236H128ZM134 237V236H133ZM136 237V236H135ZM135 237H134V239H135ZM254 237H252V239L254 238ZM171 238H172V240H171ZM249 237H248V239H250ZM259 238V239H258ZM127 239H129V238H127ZM130 239H132L131 237H130ZM256 239H254V240H256ZM72 240H74V241H72ZM138 242H139V240L138 239H136ZM221 240V239H220ZM131 241V240H130ZM178 241H176V242H178ZM252 241V240H251ZM256 241V242H257ZM132 242V241H131ZM138 242H136V243H138ZM171 242H170V244H171ZM203 242V243H202ZM237 242V241H236ZM123 243V242H122ZM174 243V242H173ZM254 243V242H253ZM260 243H263V242H261L260 241ZM127 244V243H126ZM135 244V243H134ZM176 244V243H175ZM178 244V245H179ZM207 244H210V246H213L214 247V250L210 253L209 251V253H207V252H205L203 249H202V247L204 246V245H207ZM124 246H125V244H123ZM194 245V248H196V247H200L202 250H200V252H202V251H204V252H202L201 254H197V250H198V248H197V250L196 251H194L195 249H192L191 250V247ZM231 245V244H230ZM241 245H242V243H241ZM252 245V243L250 242V240L248 241L247 240V242L245 241V244H243V248H249V250H246V251H250V253H252L253 252V250H254V247H252L251 246ZM256 245H257V243H256ZM262 245H264V244H262ZM112 248H111V247ZM134 247L135 246H137V245H133ZM138 246V247H139ZM156 246H157V248H159V251L158 250H156ZM176 246H177V244H176ZM175 246V247H176ZM202 246V247H201ZM235 246V245H234ZM258 247H259V245H257ZM261 246V245H260ZM122 247V246H121ZM126 247H128V246H126ZM125 247V248H126ZM137 247V248H138ZM168 247V246H167ZM174 247V248H175ZM178 247V246H177ZM209 247V246H208ZM207 247V248H208ZM212 247V248H213ZM123 248V247H122ZM131 248V250H130V252L133 250V247L131 246L130 247ZM136 248V247H135ZM134 248V249H135ZM179 249H181L180 248V246L178 247ZM204 248V247H203ZM223 248V247H222ZM226 248V247H225ZM234 248V247H233ZM264 248V247H263ZM90 249H93V250H90ZM166 249V248H165ZM164 249V250H165ZM169 249V248H168ZM173 249V248H172ZM171 249V250H172ZM184 250H185V248H183ZM204 249H206V248H204ZM235 249V248H234ZM239 249V248H238ZM256 249H258V248H256ZM260 249V248H259ZM258 249V250H259ZM83 250H85L83 253L81 252V251H83ZM113 250V249H112ZM129 250V249H128ZM173 250H176V249H173ZM208 250H211L210 248L208 249ZM243 250V249H242ZM241 250V251H242ZM245 250V249H244ZM243 250V251H244ZM263 250V249H262ZM262 250L260 249V251H261V253H260V255L262 254ZM114 251H116V249L114 250ZM156 251H158L160 254H158V252H156ZM170 251V250H169ZM242 251V252H243ZM255 251H257V250H255ZM126 252V251H125ZM129 252V251H128ZM129 252V253H130ZM165 252V251H164ZM180 252V253H179ZM196 252V253H195ZM236 252V251H235ZM264 252V251H263ZM79 253H81V254H79ZM95 252L93 251V254H94ZM114 253H116V252H113V255H114ZM129 253L127 254V255H129ZM221 253V252H220ZM246 253V252H245ZM245 253H242V254H244V256H245ZM254 254H256V252H253ZM252 253V254H253ZM122 254H124V253H122ZM121 254V255H122ZM135 253H134V251L132 252V256L134 255ZM241 253L239 254V255H242ZM259 254V252L257 253V255ZM264 254V253H263ZM262 254V255H263ZM107 255H112L111 253L110 254H108L107 253ZM118 255V254H117ZM116 254L114 255V257L115 256H117ZM125 255V254H124ZM131 255H129V256H131ZM161 255H163V257H164V255L166 256L165 258H159V257H161ZM238 255V256H239ZM110 256H106V258L107 257H109V261H110ZM223 258H222V257ZM243 256V258L245 259V257L247 256H245L244 257ZM255 256V255H254ZM264 256V255H263ZM120 257V256H119ZM239 257H242V256H239ZM249 257H250V255H249ZM248 256H247V258H248V260L250 259ZM253 257V256H252ZM94 258H96L95 260H94ZM121 258V257H120ZM120 258H118V259H120ZM221 258V259H220ZM236 258H237V256H236ZM243 258H241L242 259V263H240V264H243L244 263V259ZM256 260H259V259H257V256H255L254 257ZM238 259V258H237ZM240 259V258H239ZM262 259V257L260 256V260ZM103 260H105V259H103ZM102 260V261H103ZM248 260H246V261H248ZM253 260V259H252ZM252 260H251V262H252ZM260 260H259V262H260ZM263 260V259H262ZM101 261V260H100ZM99 261V262H100ZM115 261V260H114ZM127 261H128V259H127ZM245 261V262H246ZM68 262V263H67ZM105 262H107L108 263V260L107 261H105ZM238 262V261H237ZM239 262H241V261H239ZM256 262V261H255ZM104 263V262H103ZM250 263V262H249ZM102 264V263H101ZM109 264V263H108ZM117 264V263H116ZM235 264V263H234ZM236 264H239V263H236ZM260 264V263H259Z\"/></svg>",
	"mask_w": 264,
	"mask_h": 264
}]
</instances>
